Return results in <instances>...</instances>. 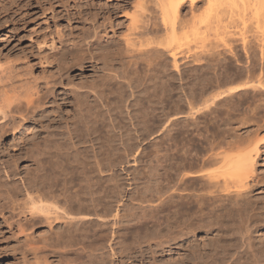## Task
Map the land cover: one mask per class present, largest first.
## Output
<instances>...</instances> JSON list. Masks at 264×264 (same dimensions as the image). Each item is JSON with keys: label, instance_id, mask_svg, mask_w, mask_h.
<instances>
[{"label": "bare ground", "instance_id": "6f19581e", "mask_svg": "<svg viewBox=\"0 0 264 264\" xmlns=\"http://www.w3.org/2000/svg\"><path fill=\"white\" fill-rule=\"evenodd\" d=\"M137 1V3H138V7H142V11H145V12H148V13H150L151 15H142V17L141 18H143V19H141L139 22H141V21H143L141 24V26L138 28V32H137V34H136V36H135V38H134V36H131V34H130V37L131 38H133V39H131V38H128V40L126 39V42L125 43H127L128 44V46H126L125 48H126V52H127V54L129 53L128 52V50H127V48L129 49V48H134V50L133 51H135V49H136V47H139V49H138V52L139 53H137V54H140L139 56L143 59V57L142 56H144V58H145V56H147V57H150V58H152V56H154L155 57V53H157V52H159V51H161L160 49L158 50V46H163L165 49H169V51L170 52H168V53H170L169 55H168V58H170V61H168V62H170L169 64L171 65V66H169V67H172L173 68V70H175V71H178V72H181V71H179L180 69H183L184 67H186L187 65H193L195 68H196V70H197V67L199 68L198 70H199V72H200V67H202V68H204V67H212V66H216L217 67V69H215V73H216V70H218V68L219 69H222V68H226V67H224V66H226V65H223V63H224V61L226 62V60H227V58L228 57H230L231 55H232V53L238 48V47H240L241 48V52H243L244 53V56H245V58L247 59H245L246 60V62L247 61H249L250 59H252L253 61H257V59H260V66L259 67H261L262 66V69L261 68H258V69H260L259 71H261V73H260V76H259V78L257 79L256 78V80H247V78H246V81H244V82H241V83H237V81H233L232 83H231V85H229V86H227V87H225L224 85L222 86V87H225V88H227L226 90L224 89V93H222L223 92V90H221V89H223V88H221L220 89V86L218 87L219 89H220V91H219V89L217 90L218 92H220L221 94H223V96L222 97H220L219 95V97L218 96H216L217 95V91H215V92H217L216 94H214L215 96H216V98H213V97H215V96H213L212 97V95H213V93H215V92H213L214 91V89L212 90V91H210V93L208 94V93H205V97H203V98H206V96H208V95H210V94H212V95H210V96H208V98H213V99H216L217 100V104H218V106H217V109H215L216 111L217 110H219L218 109V107L220 106V105H223V109L226 107V103L227 102H232V101H234L235 99H241V98H246L247 100H250V101H252L253 103H251L249 106H248V109H249V111L253 114V117H255L254 119H253V121L254 122H256V126H257V129L259 128V130L260 129H263L264 130V0H189V3H190V9L192 10V12L193 11H197V8L203 3V5L206 3V6H205V12H204V15L203 16H205V18L206 19H204V17H202L201 15V17H197V16H195L196 17V19L197 18H203L202 20H203V22L201 23V22H199V21H197L196 19H194V15L196 14V12H195V14L192 16V14H191V16L193 17H191L192 18V20H191V18H190V20L193 22H191L190 21V23H188L189 22V19H187L186 17H184V16H181L180 15V12H181V10H182V5H183V2H184V0L182 1V0H136ZM188 3V4H189ZM149 4H151L152 6H153V9L152 10H150V8H149ZM187 4V3H186ZM150 5V7H152ZM242 8H240V7ZM138 7H137V9H138ZM200 7H202V6H200ZM200 7L198 8V10L200 9ZM239 7V8H238ZM235 8H237L238 10H239V12L240 11H242V13H240V15H239V12H237L238 10L236 9L235 11L237 12V14H238V18H240V17H243V15L245 16V14H246V11H247V9L250 11V13L251 14H248V12H247V14L249 15V18L247 17V16H245V17H247L248 19H250V17L252 18V16L253 17H255V18H257L256 20H258V18H261L262 20V22H260V23H262V25L260 26V25H258V27L260 26L261 27V29L263 28V30L261 31V34H260V32H259V34L260 35H258V36H256V39L254 40V37L253 38H251V40L253 39L254 40V44L252 43V44H249V43H247L246 44V42H244V41H246V40H248L250 37H244L245 39H243V40H241L240 38L238 39L237 37H235V35H233L232 34V32H229V28H228V25L230 26L231 25V23L233 24V22H234V17H232V16H234V15H232L231 16V14L233 13V9H235ZM241 9V10H240ZM245 9V10H244ZM146 10H148V11H146ZM232 10V11H231ZM201 11V10H200ZM228 11H230V12H228ZM137 12V11H136ZM139 12V11H138ZM137 12V13H138ZM203 12V10L201 11V14H203L202 13ZM226 12L227 13H229L227 16H226V18L227 19H230V17H232V19H233V22H231V23H229L228 25L225 23V22H227L226 21V19H225V17H224V15H226ZM232 12V13H231ZM236 12H234L235 14H236ZM194 13V12H193ZM233 13V14H234ZM245 13V14H244ZM155 14V15H154ZM157 14V15H156ZM200 14V13H199ZM241 14H243L242 16H241ZM246 14V15H247ZM196 15H198V14H196ZM230 15V16H229ZM252 15V16H251ZM138 16V15H137ZM159 17V19H157L158 17ZM237 15H235V17H236ZM224 17V18H223ZM138 18L140 19V15L138 16ZM185 18L188 20V22L187 21H185ZM254 18V19H255ZM200 19V21H202ZM224 19H225V22H224ZM232 19H231V21H232ZM243 19H244V17H243ZM243 19H240V22H239V24L243 21ZM194 20H195V22L196 23H200V25H198V27L199 26H201V25H203V27H200V31L199 30H197L198 29V27H196L195 25V22H194ZM242 20V21H241ZM252 21H253V19H251ZM255 20V21H256ZM157 21H160L159 23H157ZM245 21V20H244ZM243 21V22H244ZM260 21V20H259ZM259 21H257V22H259ZM205 22V23H204ZM228 22H230V21H228ZM135 22L133 21V24H134ZM192 24L194 25V27H192ZM249 24V23H248ZM254 24H255V22H254ZM189 26H191L190 27V29H189ZM232 26H234V25H232ZM238 26V25H237ZM248 26V25H247ZM256 26H257V24H256ZM134 27H137V25L135 24L134 25ZM133 27V28H134ZM248 27H250V26H248ZM132 28V29H133ZM194 28H196L195 30H193ZM231 28H233V27H231ZM238 28V27H237ZM252 28H254L253 26H252ZM131 29V30H132ZM136 29V28H135ZM186 29V30H185ZM187 29H189L188 30V32H186L187 31ZM192 29V30H191ZM205 30L204 32L202 31V30ZM229 29V30H228ZM255 29V28H254ZM256 29H258L257 27H256ZM254 30V31H257V30ZM260 29V28H259ZM258 29V30H259ZM96 30V29H95ZM94 30V31H95ZM134 30V29H133ZM132 30V31H133ZM137 30V29H136ZM136 30H135V32H136ZM199 31L200 33H197V31ZM94 31H92L91 33L89 32V33H86V37H85V41H86V44H85V46H86V48H87V51L88 52H91V49H92V51H94V49H98V50H100V51H103L104 53H105V49L107 48L106 46H108V45H103L102 43H101V36H100V34L98 33V32H94ZM189 31H191V32H189ZM195 31V32H194ZM232 31V30H231ZM247 31V30H246ZM249 31V30H248ZM194 32V33H193ZM205 33L207 36V40H209V42L208 43H205L207 40H206V37H202V36H205V35H203V33ZM186 33H189V34H187V35H190V37H195V36H191V35H195L196 33L197 34H200L199 35V40H198V35L196 34V40H197V42H199L200 41V38H202V40L204 41V39H205V42H204V44H206V45H204V44H201V46H200V44L198 43V45H197V42H195V44L197 45V47L199 46L200 48L201 47H203L202 48V50L200 49H195V48H197L195 45H192V44H190V41L189 40H187L188 38V36L186 35ZM193 33V34H192ZM160 34V35H159ZM202 34V35H201ZM238 34V33H237ZM254 34H256V32L254 33ZM156 35H158V36H163V37H161L162 39L164 38L165 40H163V41H158V40H156V39H158V36H157V38L155 39L154 37L156 36ZM186 35V36H185ZM254 36V35H253ZM186 37V38H185ZM190 37H189V39H190ZM238 37H239V35H238ZM131 39V40H130ZM130 40V41H129ZM155 40V41H154ZM183 40H187L185 43H186V45L187 44H189L188 46H191V49H193L192 47H194L195 46V51L196 52H194V49H193V51L191 50V49H189V50H191V51H189L187 48H190V47H186V45L184 44V43H182V41ZM191 40V39H190ZM201 40V42H203ZM84 41V42H85ZM158 41V43H156ZM243 41V42H242ZM249 41V40H248ZM160 42V43H159ZM184 42V41H183ZM252 42V41H251ZM250 42V43H251ZM155 44H157V45H155ZM184 44V45H183ZM182 46H185L186 47V49H187V51L186 52H190V53H192L191 54V60L190 61H188V63H190V64H187V61H186V63H185V60H183V57L185 58V55L184 54H186L187 55V57H189L188 56V54L187 53H185V52H183L184 50V48L182 47ZM163 48V49H164ZM182 50H181V49ZM164 49V50H165ZM179 49L181 50V51H179ZM129 51H132V49H130ZM166 51V50H165ZM65 52V50L63 51V53ZM135 52H137V51H135ZM134 52V53H135ZM167 52V51H166ZM93 53V52H92ZM97 54V53H96ZM132 54V55H131ZM131 54H128V57L130 56L131 58L133 57L134 58V60L136 61V59L138 58L139 60H140V58H139V56L137 57V55L135 56L134 54H133V52H131ZM155 54V55H154ZM159 54V53H158ZM157 54V56L155 57L156 59L155 60H157V58L159 57V55L161 54V52H160V54L158 55ZM137 57L136 59H135V57ZM233 55H235V54H233ZM237 55V54H236ZM96 56V55H95ZM98 57V56H97ZM162 57V56H161ZM167 57V56H166ZM186 57V58H187ZM190 57H189V59H190ZM233 57V56H232ZM100 58V57H99ZM99 58H98V60H99ZM150 58H148V60H151ZM231 58V57H230ZM101 59V58H100ZM146 60H147V58H145ZM159 59V58H158ZM233 59V58H232ZM232 59H230V60H232ZM236 59V58H235ZM91 60H93V59H91ZM127 60L128 59H126V62H127ZM133 59H130V61H132ZM133 60V62H131V63H129L128 65L126 64V63H123L124 61H122L121 63H120V60H119V62L118 63H116V64H119L120 65V67H118V65H117V67H115V65H114V67L115 68H117V69H115L113 66H107V65H103V66H99L100 67V69L102 68V70L103 71H105L106 72V74H104V76H102L103 78V80L100 82V84H95V85H93V86H91L92 87V90L90 91V90H88V88H87V90L89 91H87V92H84V91H82L83 93H79V92H77V91H75L74 90V88H72L71 87V93H72V95L74 96V100H76V102L78 103L77 105H80V110H82L83 109V113H82V119L84 120L83 121V127H84V129L86 130H84L85 132H87V134H88V136H85V137H87V139H92L93 141H95L96 142V147L98 148V150L96 151V153H94V150H93V152L91 153V154H93L94 153V157H93V155H92V160H91V158L89 159L88 157H86V158H88L89 160H91V161H89L88 159V163L90 162H93V160L94 159H96V161H94L93 163H94V166H93V164H92V166H93V172H91L90 173V171H88V170H84L87 174H88V172H89V174L88 175H86V176H84L83 174L82 175H80V176H84L83 178H81V179H83V180H81L80 178L78 179L80 182H81V184L80 183H78V184H80V186L77 188V187H75V186H73L72 185V183L71 182H69L68 180H66V178H64L63 179V177H64V173L66 172V170H68L67 168L64 170V169H61V171L59 172V173H57V171L58 170H60V168L58 167L56 170V172H54V173H57L58 175H60V176H62L61 178H62V181L60 180V178H59V176H57L58 178H59V180H58V178H57V180L58 181H61L62 182V184L60 185V183H58V185L59 186H57L56 185V182L54 181V179H53V181H54V184H50V183H53V182H51L49 179H48V177H47V179H48V181H50V183H47L48 181L46 180V178L44 177V175L43 176H41L42 174H40V175H37V176H35L36 174H35V172L36 173H40V172H42V171H40V169H37V167L38 166H41L40 165V162H42L43 163V165H48V164H50V163H48L47 162V160L49 161V159H47V156H49V155H47L46 156V154H48V153H50V151L49 150H51L50 148L51 147H49V145L50 146H54V145H52V143L54 144V133H53V131L51 132V130H54V128H51L49 125H47L48 123H44L43 121H41V119L39 120V118H41L40 116H39V118H37V116L39 115V113H43V110H44V108H45V106L47 105V102L45 101L46 99V97L44 98V96H43V94L44 93H42V96H40L41 94H39V93H37V89H35V91H36V93H33V92H28L29 91V89L27 88V87H25L24 85H22V86H24L25 88H27L26 90H24V88H16L17 87V85H15L14 87H15V89H13V86H12V89H6L7 87H5V89H2L3 87L2 86H0V89H2V90H0V144H1V141H3V139H4V137L5 136H7V135H12V137L13 136H15L16 134H18V133H20L22 130H24V128L25 129H27V127H25V126H27V124H31V125H33V124H38V126H39V129L41 130L40 132L42 133L41 135H42V142H40L41 143V145H43L44 147H47L49 150H47V148L45 149L44 147L42 148L41 147V145H40V143L37 141V140H34V139H36V138H39V137H36L35 138V136H34V139H33V137H32V139H33V141H37L38 143H34L33 144V142L31 143L32 145H31V147H32V149L29 151V153L31 154V156L32 157H30V154L29 155H26V153H25V155H23L22 157H24L25 156V159H26V156L28 157H30L31 159L30 160H32V158L34 159L35 157V155L37 156V155H40V153H42V152H40L41 150H43L44 151V153H46V151H49V152H47L46 154H44V153H42V154H44L43 156H46L45 158L47 159L46 160V162L48 163V164H46V162H45V159H44V162L43 161H40L39 162V160H35V162H33V163H35V164H37L38 166L36 167V169L38 170V171H40V172H37V170L35 171V172H33L34 170H35V168L33 169V166H32V172L35 174V175H33V176H31L32 175V172H30L29 174H27V176H26V178L24 179V181H23V175H26V171H28V170H26L25 172L26 173H24L23 174V170L21 171H19V167H17L16 166V164L14 165V163L13 164H11L12 162H14V159H13V161L12 160H10L11 161V163H9V162H6L7 160L6 159H4V160H6L5 162H6V164H4V166L5 167H2L3 169H4V171H0V172H4L5 173V176H7V177H2V178H7L6 179V183L3 185V184H1L0 183V193H2V195H3V197H2V195H1V197L2 198H4L6 201L8 200L9 201V203L11 202V200L13 199H19L20 197L21 198H23V188H24V190H26V192H28L27 194H28V199L26 200L27 202L26 203H29V205L31 204V202L30 201H32V206L30 205V208L31 207H33V205H34V208H31V213L32 214H34L35 215V217L38 219V221H39V218L36 216V215H42V218H43V212L45 213V212H49V210L51 211H53V206H57L56 204H58V206L55 208L56 210H55V212L57 211V209H58V207L60 206V205H62L63 204V206L64 207H61V208H63L62 210L61 209H58V211H57V213H59V214H57V215H59V217H60V215L62 216L63 214H60V212H62V213H65L68 217H69V223L68 224H65V225H67V227L63 230V231H60V232H62L61 234H58V229L60 228H58L57 229V233H55L54 234V231H56L55 229H56V227L57 226H55L54 228V231H53V234L55 235V238H52V236H54L53 234L51 235V237L50 238H48V233H49V236H50V231L49 232H46L45 234L47 235V239H51V240H47V241H45L46 239H45V237H44V242L43 243H46V242H49V243H46L45 245L47 246L46 248H48V249H53L54 250V252H55V250L58 252V249H55V248H60V247H62V246H66V247H68L69 248V250H71V251H69V253L70 252H72V254L74 255L72 258H73V260H72V258H71V260H72V262H73V264H103L102 262H104L103 261V259H101V255H97V252H98V250H101V248H102V246H100L99 248L100 249H95L96 247L95 246H97V244H96V242L98 243V241L100 242V240H96L97 239V235H99L100 236V234H101V236L103 235V233H100V234H96L95 232H93L92 233V231H94L95 230V228H94V225L93 224H101L102 223V225L104 224V225H106V224H109V223H112V226H114L115 225V220L116 219H118V215L120 214L119 213V210L121 209V203H123L122 202V200H123V198L124 197H126V193L124 192V187H126L127 185H126V183L125 184H123L122 182H125V180L124 181H122V178H121V181H120V176H122V175H120V173L121 172H119V174L118 175H120L119 177H117V174L115 173V168H117V166L118 165H120V166H123L125 163L126 164H129L130 162H128V158H131L133 155L132 154H130V153H135V151H136V147L138 146V144H137V137H135L136 139H134V140H136V144H137V146L135 147L134 145V143L133 142H135L134 140H133V134L139 129V128H143V130H145L146 128H147V126H148V124H149V126H151V124H153V126H154V123L153 122H149L150 121V117H151V115L150 116H148V115H144L145 113H143V116L140 118V116H139V114H140V112H139V114H138V116H139V120H137L136 119V121L135 122H133L132 123V120L134 119V118H131V117H133V116H131L130 114H129V117H126L125 118V114L126 113H124L123 114V112H125V111H122V109L123 108H126L127 109V107L128 106H124L123 108H120V107H122V105L120 106L119 104H123V103H118V105L120 106V107H116V106H111L110 104H112L111 103V101L109 102V96L110 97H112V95H115L116 97H117V93L121 90V89H123V87L125 88L123 91L125 92V91H127L128 89H126V87H128V88H132V86L135 88L136 86H137V84L135 83V82H138V80L140 81V76H138V75H140L139 74V70H138V66L141 64V61H134ZM146 60H144V62L146 61ZM152 60H153V58H152ZM183 60V61H182ZM188 60V59H187ZM229 60V59H228ZM100 61V60H99ZM98 61V62H99ZM102 61H104V58L102 59ZM154 61V60H153ZM162 60H160V62H158V61H155V63H158V64H160V66L158 65V67L161 69V67L163 68V66H161V62ZM233 61V60H232ZM101 62V61H100ZM138 62V63H137ZM139 62H140V64H139ZM143 62V61H142ZM148 62V61H147ZM146 62V63H147ZM227 62H230V61H227ZM226 62V63H227ZM250 62V61H249ZM258 62V61H257ZM102 64L104 63V62H101ZM128 63V62H127ZM145 63V64H146ZM154 62H151L150 61V63L149 64H146V67H147V65H148V69H149V71L150 70H154V69H156L157 68V66L153 69H150L151 67H153L152 65H154L155 64ZM251 63V62H250ZM250 63H246L247 64V66L248 67H250L248 64H250ZM259 63L257 64V65H259ZM98 64V63H97ZM124 64H126L125 66H124ZM139 64V65H138ZM181 64H186V66H183V65H181ZM80 65H82V64H80ZM143 65V66H142ZM141 66L143 67V68H141V69H146V70H148L147 68H144L145 66H144V63L142 64ZM157 65V64H156ZM165 65V67H167L166 66V63L164 64ZM237 65V64H236ZM140 66V67H141ZM181 66H183V68H180ZM192 66V67H193ZM231 66V65H230ZM239 66V65H238ZM246 66V67H247ZM98 67V68H99ZM192 67H190V69L192 68ZM193 67V68H194ZM213 67V68H214ZM215 67V68H216ZM234 67H236V66H234ZM240 67V66H239ZM243 67V66H242ZM255 67V66H254ZM188 68V67H187ZM192 68V69H193ZM207 68H205V69H207ZM238 68V67H237ZM244 68V67H243ZM257 68V67H256ZM255 68V69H256ZM164 69V68H163ZM166 70H167V68H165ZM170 69V68H169ZM189 69V70H190ZM212 69V68H211ZM246 69V68H245ZM121 70V71H120ZM159 70V69H158ZM164 71V72H162V73H160V74H162V75H165V73L167 72V71ZM171 70V69H170ZM183 70H185V71H187L186 69H183ZM232 70V69H231ZM238 70V69H237ZM172 71V70H171ZM205 72H208L209 71V73H210V69H207V70H204ZM234 71H235V69H234ZM240 71H242V70H240ZM248 71V70H247ZM247 71H246V76H248V77H250L248 74H247ZM120 72V73H119ZM150 72H152V71H150ZM157 70H156V74H157ZM159 72H160V70H159ZM158 72V73H159ZM194 72V71H193ZM196 72L197 71H195V74H196ZM221 72L222 71H219V75H221ZM236 72V71H235ZM102 73H104V72H102ZM147 74H148V71L146 72ZM154 73H155V70H154ZM175 73V72H174ZM191 73H192V71L190 72V75H191ZM201 73V72H200ZM209 73H208V76H210L209 75ZM218 73V72H217ZM224 73V72H223ZM241 73V72H240ZM244 73V72H243ZM170 74V73H169ZM169 74H167V75H169ZM175 74H177L178 75V73L176 72ZM189 74V73H188ZM194 74V73H193ZM203 74H204V72H203ZM206 74V73H205ZM212 74H213V72H212ZM211 74V75H212ZM237 74H238V72H237ZM154 75V74H153ZM176 75V76H177ZM181 75V77L183 76V75H185V74H179V76ZM197 75V74H196ZM200 75V76H199ZM198 76L201 78V74H199ZM213 75H215V74H213ZM212 75V76H213ZM244 75V74H243ZM4 76V75H3ZM98 76V75H97ZM171 76H173V77H176V76H174V74L172 75V73H171ZM186 76H187V74H186ZM185 76V77H186ZM204 76V75H203ZM203 76H202V78H203ZM206 76V75H205ZM217 76V75H216ZM158 77H161V75H159ZM173 77H171L172 79H173ZM188 77V76H187ZM220 77V76H219ZM97 78V77H96ZM99 78V77H98ZM171 78H169V80L171 79ZM177 79H178V77H176ZM183 78V77H182ZM182 78L181 79H179L180 81L182 80ZM208 78V77H207ZM210 79H208V81L210 80L211 81V77H209ZM213 78L215 79V76H213ZM218 77H216V79H217ZM222 78V77H221ZM7 79H9V78H7ZM171 79V80H172ZM177 79L175 80V81H177ZM184 79V78H183ZM195 79V78H194ZM193 79V80H194ZM199 79V78H198ZM198 79H196V80H198ZM220 79V78H219ZM250 79V78H249ZM101 80V79H100ZM120 81L121 80V82H123L122 83V85H126V86H122L121 85V83L119 84V82H117L121 87H119V85L117 84V83H115V85L117 84L118 86L117 87H119V91L117 92L116 90V88L115 87H113V89L110 87V84L108 85V83H110V81H112L113 83L114 82H116V81ZM123 80V81H122ZM156 80V79H155ZM161 80V79H160ZM164 80V79H163ZM169 80L167 79V81L169 82ZM170 80V81H171ZM205 80V79H204ZM244 80V79H243ZM9 81H10V79H9ZM62 81H64V80H62ZM98 81V80H97ZM108 81V82H107ZM174 81V80H173ZM195 81V80H194ZM1 83H2V85H3V82L2 81H0ZM7 82H8V80H7ZM65 82V81H64ZM140 82H144V81H140ZM163 82V81H162ZM172 82V81H171ZM182 82H184L183 80H182ZM181 82V83H182ZM201 82V81H200ZM204 82V81H203ZM207 82V81H206ZM9 83H11V81L9 82ZM8 83V84H9ZM99 83V82H98ZM107 83V84H106ZM163 83H165L166 84V82H163ZM186 82H184V84H185ZM213 82H211V84H212ZM217 82H215V84H216ZM20 84V83H19ZM57 84H58V82H57ZM61 86H64L63 84H61V83H59ZM58 84V85H59ZM133 84H135V85H133ZM138 84H139V82H138ZM164 84V85H165ZM177 84V83H176ZM189 84V83H188ZM194 84V83H193ZM209 84H210V82H209ZM218 84V83H217ZM216 84V85H217ZM222 84V83H221ZM224 84V83H223ZM226 84V83H225ZM228 84V83H227ZM226 84V85H227ZM1 85V84H0ZM6 85V84H5ZM112 85V84H111ZM114 85V84H113ZM168 85H170L171 87H170V89L172 88V86H173V84L171 85V84H169L168 83ZM181 85V84H180ZM19 86V85H18ZM21 85L19 86V87H22ZM66 87L68 86V84L67 85H65ZM148 86V84H146V86H145V84H143V87L145 88V87H147ZM155 86V85H154ZM154 86H151V87H154ZM161 86V85H160ZM174 86H175V84H174ZM178 86V88H177V91L178 90H180L179 92H181L182 93V91H183V89H180V87H179V85H176V87ZM185 86V85H184ZM189 86H191V85H189ZM207 86V85H206ZM213 86V85H212ZM212 86H211V88H212ZM215 86V85H214ZM2 87V88H1ZM90 87V86H89ZM139 87H141V85H139ZM138 87V88H139ZM142 87V88H143ZM156 87H158V85H156ZM156 87H154V88H156ZM175 87V88H176ZM182 87V86H181ZM192 87V86H191ZM199 87V86H198ZM208 87H210V85L208 86ZM207 87V89H209ZM65 88V87H64ZM82 88V90H84V88L83 87H81ZM86 88V87H85ZM115 88V89H114ZM121 88V89H120ZM133 88V89H134ZM137 88V87H136ZM135 88V89H136ZM162 88V87H161ZM164 88H165V90H166V88H167V85L165 86V87H163L162 89L164 90ZM174 88V87H173ZM172 88V89H173ZM174 88V89H175ZM195 88H197V87H195ZM204 88V90L206 91V89H205V87H203ZM210 88V89H211ZM213 88H215V89H217L216 87H213ZM54 89V87L51 89V90H53ZM78 89H80V88H78ZM147 88H145V90H146ZM150 89V88H149ZM152 89V88H151ZM161 89V90H162ZM169 89V88H168ZM170 89H169V91H170ZM209 89V90H210ZM48 90V89H47ZM86 90V89H85ZM130 90V89H129ZM129 90H128V93L131 95V97H134V96H132V95H134L133 94V91L134 92H136L135 90H130V91H132V93L131 92H129ZM142 91H144V89H141ZM154 90H156V89H154ZM176 90V89H175ZM184 90H185V88H184ZM193 90V89H192ZM208 90V91H209ZM50 91V90H49ZM48 91V92H49ZM54 91V90H53ZM79 91V90H78ZM138 91H140V90H138ZM137 91V92H138ZM148 91H152V90H147V91H144V95H145V92H147V94H149L150 95V92L148 93ZM167 91V90H166ZM174 91V90H173ZM207 91V92H208ZM123 92V93H124ZM163 92H165V91H163ZM168 92V91H167ZM176 91H174V92H172L173 94L175 93ZM186 92L188 93V92H191V90L189 91V88H188V91L186 90ZM196 92V91H195ZM213 92V93H212ZM49 93H51V92H49ZM48 93V94H49ZM116 93V94H115ZM121 91H120V93H118V94H123ZM128 93H124V94H126V96H127V94ZM158 93V92H157ZM160 93H162V91H160ZM160 93H159V95H160ZM166 93V92H165ZM181 93H180V96H181ZM185 93V91L182 93V95ZM187 93H185V94H187ZM192 93V92H191ZM204 93V92H203ZM203 93H201V95L203 94ZM219 93V94H220ZM45 94H47V93H45ZM44 94V95H45ZM139 94V95H138ZM137 95L138 96H140V94L141 93H138ZM167 94V93H166ZM165 94V95H166ZM171 94V93H170ZM177 94V93H176ZM184 94V96H185V99L186 100H188L187 98H186V96H189V94L188 95H185ZM193 94V93H192ZM192 94H191V96H192ZM207 94V95H206ZM53 95V94H52ZM71 95V96H72ZM120 95H118L119 97H117V99H119V100H121L122 98V95L120 96ZM136 95V94H135ZM142 95H143V92H142ZM141 95V96H142ZM143 95V96H144ZM149 95H147V96H149ZM164 95V94H163ZM162 94L160 95V96H163ZM168 95V94H167ZM197 95V94H196ZM200 94L199 95H197V96H201ZM48 96V95H47ZM125 96V95H124ZM123 96V97H124ZM140 96V97H141ZM142 96V97H143ZM155 96V95H154ZM153 96V94H152V97H150V98H153L154 97ZM174 96V95H173ZM177 96H178V94H177ZM176 96V97H177ZM179 96V97H180ZM190 96V97H191ZM194 96V95H193ZM191 97V99L190 100H188V101H186V102H188V104L191 102V100L194 98V97ZM114 97V96H113ZM139 97V98H140ZM155 97H157V99L159 98V100H164L163 99V97H158V94H157V96H155ZM154 97V98H155ZM171 97V99L167 96V101H169V100H171V101H173V98H176L175 96L172 98V95L170 96ZM183 97V96H182ZM181 97V98H182ZM44 98V99H43ZM91 98H92V100H91ZM125 98H128V97H125ZM125 98H124V100H125ZM144 98V97H143ZM148 98V97H147ZM146 98V99H147ZM149 98V99H150ZM160 98H162V99H160ZM166 98V97H165ZM178 98V97H177ZM196 98V97H195ZM203 98H201V102H202V100H203ZM112 99V98H111ZM145 99V100H146ZM149 99H148V101H149ZM156 99V98H155ZM155 99H153V100H155ZM184 99V100H185ZM207 99V98H206ZM206 99H204L203 101L204 102H206L205 100ZM89 100V101H88ZM123 100V101H124ZM134 100V99H133ZM152 100V101H153ZM158 100V101H159ZM176 100H179V99H176ZM176 100L175 101H173V102H175L176 103ZM183 99H182V101H183V105L180 107V110H182L181 108L183 107H185V105H184V101ZM216 100H215V102H214V106H213V108H215L216 106H215V103H216ZM136 101V100H135ZM147 101V102H148ZM151 101V102H152ZM165 101V100H164ZM167 101L165 102V103H167ZM171 101H169L170 103H171V105H172V103L173 102H171ZM190 101V102H189ZM209 101V99H207V102ZM213 101L214 100H211V104L213 103ZM85 102L86 103H89V104H85ZM122 102V101H121ZM134 102V101H133ZM137 102V101H136ZM179 102H180V100H179ZM179 102H177V103H179ZM203 102V103H204ZM206 102V103H207ZM223 102H226V103H224L223 104ZM160 103V102H159ZM158 103V104H159ZM162 103V102H161ZM160 103V104H161ZM165 103L163 104L162 103V105H165ZM206 103L204 104L205 106L204 107H206V108H203V104H200L201 105V108L204 110V112H203V110H201V112H203L204 114H205V116H202L201 114H200V109L199 110H196L197 109V107L195 108V106H194V104L192 103L191 104V106L193 107H190L191 108V110L192 111H194V109H195V113H194V115L196 114V113H198V115L200 114V116H201V118L203 117L204 118V120H205V117H206V114H207V112H206V110H209V108L206 106ZM209 103H210V101H209ZM209 103H207V105H211V104H209ZM49 104V103H48ZM84 104V105H83ZM135 104V103H134ZM149 104V103H148ZM152 105H155L156 104V102H155V104L152 102L151 103ZM150 104V105H151ZM160 104H159V106H160ZM179 104H182V103H179ZM188 104H187V106H188ZM76 105V106H77ZM83 105V106H82ZM115 105V104H114ZM124 105V104H123ZM139 105V104H138ZM143 105H145V104H143ZM149 105V106H150ZM157 105V104H156ZM168 105H170V104H168ZM199 105V104H198ZM85 106V107H84ZM130 106V105H129ZM135 107H136V105H134ZM140 106L141 105H139V107H134L135 108V110L137 109V108H140ZM147 106V105H146ZM149 106H147V107H149ZM158 106V105H157ZM156 106V107H157ZM173 106V105H172ZM175 106V105H174ZM173 106V108H174V110H175V107ZM178 106V105H177ZM186 106V107H187ZM190 106V105H189ZM189 106H188V108H189ZM229 106V105H228ZM78 108H79V106H77ZM82 107H84V108H82ZM147 107H145V109L144 110H146V109H148ZM151 107H153V106H151ZM162 107V106H161ZM165 107H166V105H165ZM130 108V107H129ZM128 108V110H130ZM132 108V107H131ZM158 108H160V107H158ZM163 108H164V106H163ZM167 108V107H166ZM166 108H164V109H166ZM171 108V107H170ZM169 108V109H170ZM176 108H178V107H176ZM190 108H189V110H190ZM199 108H200V106H199ZM220 108V107H219ZM226 108H229V107H226ZM119 109V110H118ZM121 109V110H120ZM149 109H150V107H149ZM148 109V110H149ZM151 109H154V108H151ZM156 109V108H155ZM184 109H187V108H184ZM206 109V110H205ZM211 109H212V107H211ZM211 109H210V113H212L213 114V112L215 111H212L211 112ZM222 109V110H223ZM230 109V108H229ZM235 109V108H234ZM240 109V108H239ZM124 110V109H123ZM160 110H162V109H160ZM177 110V109H176ZM179 110V111H180ZM188 111V109H187V113H190V114H185L186 112H184L183 110V112L184 113H182V111H181V114H174V115H172V117H169V116H171V114H168V116H167V114H166V116L167 117H169V118H167V120L165 121L163 118H165V117H163V115H162V117H161V115H160V117H161V119H163L164 121H165V125H163L164 126V128L162 129V124H158V123H162L163 121L161 120V121H159L160 119V117L157 119L159 122L157 123L156 122V117L154 118L153 116L154 115H152V118L153 119H155L154 121H155V125L156 126H158V125H161V128L160 129H162L163 131H164V138H165V140L167 141V145H164L163 144V146H166L165 147V149L163 148V147H161L162 148V150H158V149H161V148H157V147H160L159 146V144L162 146V140L166 143V141L162 138V140L159 142V144H158V146H156V148L157 149H155L156 151H162V153L160 152H156V151H154V150H152V151H154L155 153H157L156 154V156L154 155L153 157L155 158V157H157L156 159H158V161H157V165L152 169V167H153V165L151 166V168H149V166H148V168L149 169H152L153 171H150V174H152L153 172V174H154V177H152V178H150L151 176H148L147 175V179L145 180V179H143L144 181H142L141 179H139V177H138V179H139V181H142V182H144V183H142V182H140V183H142L139 187H135V189H136V191H135V194H133L132 193V195H130L131 197H130V201H129V198L127 199L128 201H129V203H126V205H125V208L126 209H124V215H128L129 217H130V219H132V221H136V220H143V225H147V227L145 228H143L144 230L143 231H145V229H146V233L145 232H143L144 233V237H141L140 239H142V241H143V239H145V243H148V244H146V245H148V251H152V249H154V247H153V245L152 244H154L155 245V248L156 247H160L161 249H163V246L165 245V247L168 245V244H171V243H175L177 240H181L182 238H184V237H187V236H189V235H194L195 236V234H194V232L195 231H201V232H203V233H205L206 235H212V234H215L212 238L211 237H209V236H206V237H209V248L208 249H206L205 251L203 250V252H202V255H201V253H200V256H197L196 257V255L195 254H197V252H195L196 250H198L199 249V247H197V249L193 252V253H188L187 254V264H264V245H262V246H256V244H255V240H254V234L256 233V232H258V230H259V228H262V226H264V199L263 200H261V201H259V200H257V199H254V195H253V193H254V189L256 188V186L257 185H263L264 184V181L263 180H259V181H256V179H254V174H255V170H256V158L258 157V155H259V143H260V141H258V139H257V141H256V138L258 137V136H260V135H258V134H256L257 133V131H254L251 135H250V138L248 139V141H245V142H242V143H240V145H239V141H237V142H231L230 144H228L227 143V141H225V144L227 143V149L226 150H223V151H221L222 149H224V146H225V148H226V145L225 144H223L222 143V145H220V144H217V145H219V146H221V147H223L222 149H221V147H219V146H217V145H215L216 143H218L217 142V138H214V140H216V143L214 142V140L213 141H211V137L213 136L212 135V133H211V131L210 132H208V134H210V137H209V135L208 134H205L209 129V127L212 125V124H210L208 127L206 126L208 123H210V122H208L210 119H209V117L211 118V114L208 116V120H207V123H206V125H205V127H203L204 125H202V127L204 128V130L206 131V129H208L205 133H204V131H203V133L205 134V135H207V137H209L208 139H210L209 141V143H208V140L206 141L209 145H207V146H210L211 144L210 143H214V146H215V149H217V148H220V149H218L217 151H219V152H217L214 148H212V150L211 151H213V149H214V151L213 152H209L208 150V152L206 151V149H204V151H201V154H200V156H198V151H197V147L196 146H194V145H196V142H194L193 144V146H194V149L192 148L193 146H192V143H191V148L190 147H188V146H185L186 145V143L187 142H185L186 140H185V134H188V133H185L186 132V130H187V128H186V130H185V132H184V130H183V128L184 127H186V126H192V127H195V130H197V128H198V123H199V121L201 120V119H199V121L196 119V118H194V120H192V118H193V115H192V111ZM213 110V109H212ZM222 110H220V112L222 111ZM226 110V109H225ZM225 110H224V112L223 113H225ZM231 110V109H230ZM45 111V110H44ZM133 111V110H132ZM141 111L143 112V110L141 109ZM154 111V110H153ZM153 111H151L150 110V113L151 114H153ZM155 111H157V109L155 110ZM154 111V113H156ZM159 111V110H158ZM164 111H166V110H164ZM169 111H171V110H169ZM178 111V112H179ZM227 111V110H226ZM229 111V110H228ZM228 111L226 112V113H228ZM135 112V111H134ZM146 112V114H148L149 112H147V111H145ZM175 111H173V113H174ZM219 112V111H218ZM218 112H214L215 114H216V116H219V113ZM232 112V111H231ZM129 113V112H128ZM158 113H160V111L158 112ZM172 113V114H173ZM180 113V112H179ZM202 113V114H203ZM239 113V112H238ZM244 113V112H243ZM132 115L134 114V113H131ZM135 114H136V112H135ZM135 114H134V116H135ZM208 114H209V112H208ZM215 114H214V117H216L215 116ZM218 114V115H217ZM230 114V113H229ZM229 114H222V115H226L225 116V118L226 117H228V118H226L227 119V121H228V119H230V117H229ZM42 115V114H41ZM81 115V114H80ZM125 115V116H124ZM157 115H159V114H157ZM191 115H192V118H190L191 117ZM221 115V114H220ZM235 115H237V113L235 114ZM239 115V114H238ZM237 115V116H238ZM243 115V114H242ZM127 116H128V114H127ZM232 116V115H231ZM234 116V115H233ZM232 116V117H233ZM240 116V115H239ZM136 117H137V114H136ZM213 117V116H212ZM223 116H219L218 118H222ZM151 118V120L153 121V119ZM202 118V119H203ZM217 118V117H216ZM213 119V118H211L212 120H217V119ZM225 118H222V120L223 119H225ZM238 118V117H237ZM240 118H241V116H240ZM239 118V119H240ZM244 118V117H243ZM127 119L129 120V121H127ZM233 119V118H232ZM232 119H230V122L232 121ZM235 119V118H234ZM42 120H44V117H43V119ZM135 120V119H134ZM222 120H219V121H222ZM237 120V119H236ZM250 119H248V121H249ZM138 121V122H137ZM196 121H198V123L196 122ZM206 121V120H205ZM226 121V120H225ZM224 121V122H225ZM226 121V122H227ZM238 122H239V120H237ZM246 121V120H245ZM131 122V123H130ZM136 122H137V124H136ZM201 122H203V120L201 121ZM200 122V123H201ZM214 122V121H213ZM224 122H222L223 124H224ZM225 122V123H226ZM233 122H234V120H233ZM232 122V123H233ZM197 123V124H196ZM204 123V122H203ZM212 123V122H211ZM215 123V122H214ZM213 123V124H214ZM217 124H218V120H217V122H216ZM244 123V122H243ZM158 124V125H157ZM190 124V125H189ZM202 124V123H201ZM217 124H215V127H214V129L216 128V125ZM221 123H219V125H220ZM228 124H229V121H228ZM196 125H197V127H196ZM239 125V124H238ZM252 126H253V124H251ZM153 126H151L152 128H153ZM201 126V125H200ZM199 126V127H200ZM214 126V125H213ZM213 126H212V128H213ZM227 126V125H226ZM225 126V127H226ZM234 126V125H233ZM236 126V125H235ZM249 126V125H248ZM36 127V126H35ZM155 127V126H154ZM190 127H188V129L190 128ZM201 127V128H202ZM207 127V128H206ZM218 127H223V126H218ZM217 127V128H218ZM227 127H231V128H233L230 124H229V126H227ZM242 127V126H241ZM246 127V126H245ZM29 128H30V126H29ZM151 128V129H152ZM158 128V131L160 130L159 129V127H157ZM157 128H153V130H155V129H157ZM201 128H199V129H201ZM202 128V129H203ZM211 128V127H210ZM216 128V129H217ZM224 128V127H223ZM223 128H221V129H223ZM231 128H230V130H231ZM235 129H236V127H234ZM233 128V129H234ZM237 128H239V127H237ZM38 129V130H39ZM69 129V128H68ZM148 129H149V127H148ZM147 129V130H148ZM191 129H193V128H191ZM197 130L196 131V133L198 132H200V130ZM213 129V131H216V129L214 130ZM225 129L226 128H224L222 131L224 132L225 131ZM234 129V130H235ZM256 129V130H257ZM194 130V129H193ZM194 130V131H195ZM218 130H220V128H218ZM226 130H228V129H226ZM233 130V131H234ZM239 130V129H238ZM71 131H72V129H71ZM187 131H191L190 129L189 130H187ZM221 131V130H220ZM221 131V132H222ZM247 131V130H246ZM24 132V131H23ZM27 132L29 133V130H27ZM55 133H57L56 131H54ZM63 132V131H62ZM77 132V131H76ZM76 132H75V134H76ZM84 132V134L85 135H87L86 133ZM150 133L151 131H145V133ZM153 132V131H152ZM156 132V131H155ZM155 132H154V135H155ZM222 132V133H223ZM232 132V131H231ZM250 132V131H249ZM26 133V132H25ZM64 133H67L66 131L64 132ZM138 133H139V131H138ZM140 133H142V130H141V132ZM139 133V134H140ZM143 133H144V131H143ZM147 133H146V135H147ZM156 133H159V132H156ZM191 133V132H190ZM195 133V134H196ZM70 135H71V132L69 133ZM73 134V133H72ZM74 134V135H75ZM83 134V135H84ZM137 134V133H136ZM135 134V135H136ZM138 134V135H139ZM161 134V133H160ZM194 133H192V137H193V135L194 136H196ZM213 134H217V133H213ZM224 134H226V131L224 132ZM224 134H223V136L222 137H224ZM241 134V133H240ZM19 135H21V134H19ZM61 135H63V134H61ZM65 135H67V134H65ZM69 135V136H70ZM77 135H78V133H77ZM83 135L81 136V139L83 138L84 140H85V137H83ZM137 135V136H138ZM146 135H144L145 137H146ZM149 135V134H148ZM147 135V136H148ZM150 135H153V134H150ZM150 135H149V137H150ZM153 135V136H154ZM199 135V134H198ZM202 137H203V134H200ZM199 135V136H200ZM205 135H204V137H205ZM212 135V136H211ZM218 136H220L221 135V133H219V134H217ZM216 135V137H218ZM227 135V134H226ZM243 135V134H242ZM258 135V136H257ZM56 136V135H55ZM58 136H60L59 135V133H58ZM58 136H56V139H57V141H58ZM158 136V135H157ZM160 136H162V135H160ZM189 136V135H188ZM191 136V135H190ZM199 136H197V137H199ZM240 136V135H239ZM58 137V138H57ZM62 137V136H61ZM66 136H64V138H65ZM73 137H75V136H73ZM77 137H79V135L77 136ZM88 137H90V138H88ZM141 137L142 138H144V140H145V137H143V135H141ZM187 137V136H186ZM196 137V138H197ZM207 137H205L206 139H207ZM214 137H215V135H214ZM221 137V136H220ZM264 137V136H263ZM63 138V137H62ZM80 138V137H79ZM141 138V140H143ZM148 138V137H147ZM147 138H146V140L145 141H148L147 140ZM152 138V137H151ZM150 138V139H151ZM160 137H158L157 139H159ZM195 138V139H196ZM199 138H201V137H199ZM202 139L203 141H205L206 139ZM219 138V137H218ZM225 138V137H224ZM223 138V139H224ZM227 138H229V135H228V137ZM226 138V139H227ZM262 138V137H261ZM61 139V138H60ZM68 139H71V137L70 138H68ZM149 139V140H150ZM156 139V138H155ZM192 139V138H191ZM220 139V138H219ZM40 140V139H39ZM63 139H61V141H62ZM75 140L78 142V140L79 139H76L75 138ZM139 140H140V138H139ZM144 140H143V142H144ZM153 140L154 139H152V143H153ZM192 140H194V137H193V139ZM191 140V141H192ZM198 140V139H197ZM201 140V141H202ZM30 142H31V140H29ZM41 141V140H40ZM60 141V140H59ZM66 140H64V142H65ZM68 141H70L69 143H71V142H74V140L72 139V141L71 140H68ZM89 141V140H88ZM132 141V142H131ZM151 141V140H150ZM190 141V139H188V142ZM190 141V142H191ZM195 141V140H194ZM200 140L197 142V143H201L202 144V142H201ZM30 142H29V144H30ZM64 142H62L63 143V145H65L64 144ZM80 142L81 141H79L78 142V145L79 146H83V145H85L86 143L87 144H89L90 145V143H88V142H83V145H82V143H81V145H80ZM90 142V141H89ZM141 142V141H140ZM190 142L188 143V144H190ZM193 142V141H192ZM206 142H204L203 144H207ZM3 143V142H2ZM59 142H56L55 143V145L58 147L59 146V148L58 149H60V147L62 146V148L64 147L63 145H62V143L60 142L59 144H58ZM76 143V142H75ZM94 143V142H93ZM133 143V144H132ZM145 143V142H144ZM156 143H158L157 142V140H156V142H155V145H156ZM219 143H220V141H219ZM142 144V143H141ZM140 144V145H141ZM147 144V143H146ZM66 145H68V144H66ZM65 145V146H66ZM74 145V143L72 144V145H68V147L70 146V147H72ZM77 145V147H79ZM91 145H92V143H91ZM90 145V146H91ZM143 145V144H142ZM154 145V146H155ZM200 145V144H199ZM1 146H3V145H1ZM87 146V145H86ZM89 146V147H90ZM133 146L136 148V149H134L133 148ZM153 145H152V148H155ZM200 146H202V145H200ZM199 146V147H200ZM206 145H204V147H205ZM206 146V147H207ZM212 146V145H211ZM210 146V147H211ZM216 146H217V148H216ZM247 147V150L245 149L244 151H242V149H244V148H241V147ZM40 147L42 148L41 150H40ZM57 147H52V149H54V148H56V152L58 153V149H57ZM69 147V148H70ZM77 147H75V148H77ZM83 147H85V146H83ZM92 148H95L94 146H91ZM141 147V146H140ZM203 147V146H202ZM209 147V150L211 149ZM213 147V146H212ZM229 147V148H228ZM248 147H251L250 148V150H248ZM69 148H66V147H64L63 149H69ZM88 148V147H87ZM87 148H86V150H87ZM91 148V149H92ZM121 148L123 149L122 151L124 152H122L121 151ZM195 148H197V149H195ZM241 148V149H240ZM25 149V148H24ZM63 149H61V151H60V153H61V156H63L62 155V150ZM79 149H80V147H79ZM78 149V150H79ZM134 149V150H133ZM141 149V148H140ZM146 149V148H145ZM199 149H201V147L199 148ZM1 150V149H0ZM46 150V151H45ZM72 150H73V147H72ZM78 150H77V152H78ZM84 150V149H83ZM83 150H81V151H83ZM89 150H90V148H89ZM89 150H87V151H89ZM138 150H139V147H138ZM165 150V151H164ZM193 150H195V151H197V159H199L198 161V163H200V167L201 168H199V166H197L198 167V169H200V171L194 166V164L192 163V162H190V160L192 161V158H191V156H193L194 155V153H193V155H192V151ZM203 150V149H202ZM236 150H238V152H237V154H236V152L235 151ZM3 150H1L0 152H2ZM26 151V150H25ZM53 150H51V152H52ZM64 151V150H63ZM76 151V150H75ZM74 151V152H75ZM81 151H79V152H81ZM87 151H85L86 152V156H87V154H88V152ZM134 151V152H133ZM141 151V150H140ZM139 151V152H140ZM152 151H151V153L150 154H152ZM164 151V152H163ZM234 151V153H232ZM250 151V152H249ZM66 152H70L69 150L68 151H66L65 150V154H66ZM78 152V155H80L81 153H79ZM90 152V151H89ZM137 152L138 151H136V154H135V156L136 155H138L137 154ZM203 152V153H202ZM247 152V153H246ZM28 153V152H27ZM37 153V154H36ZM59 153V154H60ZM84 153V152H83ZM127 153H128V155L130 154V155H132L131 157H129L128 155H127ZM146 153V152H145ZM1 154V153H0ZM3 154V153H2ZM2 154H1V156H2ZM42 154H41V156H42ZM52 154H54V152L52 153ZM52 154H51V156H49V158L50 159H52ZM69 154V153H68ZM67 154V155H68ZM72 154V153H71ZM74 154V153H73ZM91 154H89V155H91ZM141 155L142 154H144V150H143V153L141 152L140 153ZM158 154H162V157L160 156V157H158L159 155ZM75 155V154H74ZM74 155H68V157L69 156H72V157H70V159H69V161L71 162V165H65V163H67L68 161V159L66 160L67 162H64V168L65 167H67V166H70L71 167V170L72 171H75V172H77V170H79L78 168V163H77V167L75 166L76 164H74V163H76L77 161H76V158H73V157H76V156H78V155H76V156H74ZM81 155H83V154H81ZM145 155V154H144ZM143 155V156H144ZM195 155V156H196ZM4 156V155H3ZM41 156H39V157H41ZM43 156L41 157V158H43ZM54 156H56V154L54 155ZM53 156V157H54ZM57 156H58V154H57ZM65 156V155H64ZM139 156V155H138ZM138 156H136V157H138ZM7 157V156H6ZM22 157H19V159L21 158L22 159ZM38 157V156H37ZM59 157V156H58ZM82 157V156H81ZM81 157H79L78 156V158H81ZM85 157V156H84ZM135 157V158H136ZM142 157V156H141ZM141 157H138V158H140L141 159ZM149 157V156H148ZM40 158V159H41ZM63 158L64 157H61V158H59V159H61V160H63ZM66 158H67V156H66ZM65 158V159H66ZM71 158H73V160L75 161V162H73V164H74V166H75V168H77V170H73L74 168L72 167V161H71ZM77 158V159H78ZM94 158V159H93ZM138 158H136V159H138ZM147 158V157H146ZM145 158V159H146ZM152 158V157H151ZM3 159V158H2ZM18 159V158H17ZM18 159V160H19ZM20 159V160H21ZM59 159H58V161H59ZM64 159V160H65ZM82 159H83V157H82ZM82 159H79L80 161L82 160ZM85 159V158H84ZM132 159H134L133 157H132ZM143 159V158H142ZM149 159H150V157H149ZM156 159H154V161L156 160ZM9 160V159H8ZM86 159H85V161H87ZM127 160V161H126ZM135 160V159H134ZM3 161V160H2ZM25 161V160H24ZM85 161H81V162H85ZM133 161V160H132ZM131 161V162H132ZM140 161L141 160H139V161H137L136 163H140ZM144 160H142L141 162H143ZM149 161H153V160H149ZM4 162V161H3ZM4 162V163H5ZM17 162V161H16ZM51 163H52V161H50ZM61 162V161H60ZM146 162V161H145ZM151 162H149V164H152ZM23 163H25V162H23ZM31 163V162H30ZM61 163H63V162H61ZM133 163V162H132ZM134 163H135V161H134ZM148 163V162H147ZM156 163V162H155ZM193 164V166H192V164ZM2 163H0V165H1ZM68 164V163H67ZM126 164H125V166H126ZM153 164H154V162H153ZM191 164V165H190ZM3 165V164H2ZM17 165H18V163H17ZM59 165H62V164H60V163H58V165H55V164H53V165H50V167L52 166V168H53V166H59ZM84 165H86V164H84ZM89 165H91V164H88L87 165V167L89 166ZM134 165V164H133ZM27 166V165H26ZM36 166V165H35ZM91 166V167H92ZM124 166V167H125ZM128 166V165H127ZM138 166H139V164H138ZM190 166H192V168H190ZM28 167V166H27ZM27 167H25V168H27ZM29 167H31V166H29ZM60 167H62V166H60ZM86 167V166H85ZM91 167H90V169H91ZM208 167V168H207ZM1 168V167H0ZM40 168V167H39ZM63 168V167H62ZM69 168V167H68ZM73 168V169H72ZM119 168V167H118ZM135 168V167H134ZM136 168H137V164H136ZM146 168V167H145ZM189 168V169H188ZM203 168H207V169H209V170H203ZM22 169V168H21ZM140 169V168H139ZM190 169L191 170H193V172L192 171H190ZM194 169H196L195 170V172H194ZM202 169V170H201ZM138 170V169H137ZM146 170V169H145ZM72 171H70V173L72 172ZM80 171H82V170H79V174H80ZM83 171V172H84ZM88 171V172H87ZM123 171V170H122ZM125 171H127L126 172V174L127 173H129V174H131L130 175V177L131 176H133L134 174L133 173H130V171H129V169L127 170V167H126V170ZM124 171V172H125ZM132 171H134L133 169H132ZM139 171V170H138ZM67 172H69V171H67ZM74 172V173H75ZM117 172V171H116ZM136 172V171H135ZM43 173V172H42ZM45 173V172H44ZM69 173V174H70ZM73 173V172H72ZM78 173V172H77ZM82 173V172H81ZM108 174V175H105V174ZM123 173V172H122ZM137 173V172H136ZM136 173H135V175H136ZM3 174V173H2ZM31 174V175H30ZM103 174L105 175V176H103ZM125 174V173H124ZM125 174V175H126ZM133 174V175H132ZM1 175V174H0ZM4 175V174H3ZM49 175V174H48ZM73 175V174H72ZM72 175H71V178H75V176L77 177V175L75 174V176L73 175V177H72ZM141 174L139 173V176H140ZM145 175H146V173H145ZM52 176V175H51ZM137 176H138V174H137ZM153 176V175H152ZM18 178L19 177V180H17V179H15V178ZM55 176H52V178H54ZM123 177V176H122ZM149 177V178H148ZM52 178H50V179H52ZM67 178L68 179H71L70 177H68L67 176ZM73 178V179H74ZM78 178V177H77ZM124 178V177H123ZM134 179L136 178V176H134L133 177ZM132 178V179H133ZM144 178V177H143ZM5 179H3V181L5 180ZM76 179V178H75ZM131 179V180H132ZM133 179V180H134ZM55 180H56V177H55ZM132 180V181H133ZM73 181V180H72ZM136 181H137V179H136ZM135 181V182H136ZM0 182H2V180L0 179ZM74 182V181H73ZM134 182V181H133ZM133 182H131V183H133ZM134 182V183H135ZM2 183H4V182H2ZM75 183H76V181H75ZM130 183V184H131ZM137 183H139L138 181H137ZM136 183V184H137ZM129 185V184H128ZM134 185V184H133ZM124 186V187H123ZM137 186V185H136ZM61 187V188H60ZM131 188H132V186H131ZM130 188V189H131ZM134 188V187H133ZM132 188V189H133ZM126 189H127V187H126ZM125 189V190H126ZM129 189V188H128ZM129 189V190H130ZM134 189V190H135ZM29 191H31V192H33L32 194H38L37 195V197L36 198H33V196L30 194L31 192H29ZM133 191V190H132ZM25 191H24V194L26 193ZM129 193H130V191H129ZM26 194V195H27ZM34 194V195H35ZM128 195V196H129ZM32 196V197H31ZM0 197V199H2ZM24 197H26V196H24ZM31 200H30V199ZM26 199V198H25ZM51 199V202L49 201ZM4 200V201H5ZM16 200V201H17ZM20 200V199H19ZM45 200H48V202L46 201L45 202ZM52 200L53 201H55V200H57V202H53V204H51L52 203ZM3 201V200H2ZM1 201V203H2V206H3V203H5V202H2ZM16 201L14 202V205L16 204ZM29 201V202H28ZM13 202V201H12ZM10 203V205L8 204V203H5L4 205H6V204H8L7 206L9 207V206H11V204H13V203ZM49 202H50V205H52V206H50V208H49ZM59 202H62L61 204L59 203ZM23 203V202H22ZM43 203H47L48 205H42ZM56 203V204H55ZM125 203V202H124ZM25 204V203H24ZM1 205V204H0ZM28 205V206H29ZM1 206V207H2ZM22 208H23V205H20ZM124 206V205H123ZM6 207V206H5ZM59 207V208H60ZM120 207V208H119ZM3 208H4V206H3ZM1 209V208H0ZM7 209V208H6ZM5 208L3 209L4 211L6 210ZM23 209H25V208H23ZM8 210V209H7ZM6 210V211H7ZM125 210L127 211V212H125ZM9 211L11 212V209H9ZM37 211H40L41 213H37L36 214V212ZM60 211V212H59ZM64 211V212H63ZM10 212H9V214H7L8 216L10 215ZM30 212V211H29ZM54 212V213H55ZM123 212V211H122ZM130 214H129V213ZM8 213V212H7ZM126 213V214H125ZM128 213V214H127ZM6 214V213H5ZM24 214V213H23ZM22 214V215H23ZM56 214V213H55ZM54 214V215H55ZM39 215V216H40ZM46 215H49V214H45V216H44V219H45V217H48V216H46ZM54 215L52 214V218H54ZM1 216V215H0ZM25 216H26V214H25ZM24 215H23V217H25ZM121 216V215H120ZM127 216V217H128ZM5 217H6V215H5ZM4 217V215H3V218H1V219H6ZM10 217V216H9ZM11 217H12V214H11ZM33 217V216H32ZM35 217H33V218H35ZM56 217V216H55ZM63 217V216H62ZM123 217V216H122ZM127 217H124V218H126L127 219ZM8 218V217H7ZM15 217H13L12 219L14 220V222H13V224L12 225H14L15 226V228L18 230V231H20V232H17V234H19V236H21L22 235V237H24L25 235H27V234H25V235H23L24 233H26V231H27V233H29V231L32 233V229H33V225H31V224H33L32 222H30V220H28V223L30 222L31 224H29L28 225V223H27V221H25L24 219V221L27 223V226H29V227H24V224L25 223H23L24 221H22V217H21V219L19 220V219H17V218H15V219H17V220H15L14 219ZM32 218V219H33ZM61 218V217H60ZM58 219V216H57V220H63L64 221V218L62 219ZM67 218V217H66ZM31 219V221H33ZM41 219V218H40ZM44 219H41V221L43 222V224H44ZM47 219V218H46ZM46 219H45V221H46ZM48 219H50V216L48 217ZM55 219V220H56ZM68 219V218H67ZM10 220V219H9ZM124 220V219H123ZM128 220V219H127ZM126 220V221H127ZM4 221V220H3ZM7 221V220H6ZM40 221V222H41ZM49 221V220H48ZM66 221V220H65ZM64 221V222H65ZM68 221V220H67ZM34 222H36V221H34ZM41 222V223H42ZM47 222V221H46ZM51 222V221H50ZM125 222V221H124ZM37 223V222H36ZM41 223H40V225H41ZM134 222H130V224H133ZM38 224V223H37ZM50 224H52V223H50ZM125 224H127V223H125ZM142 224V223H141ZM26 225V224H25ZM34 225H35V223H34ZM45 226H46V223L44 224ZM136 225V224H135ZM137 225H139V222H138V224ZM137 225H136V227H137ZM37 226V225H36ZM49 226V227H48ZM52 226V225H51ZM49 224H48V222H47V226H46V228L48 227V229L49 228H53V227H51ZM64 226V225H63ZM116 226V225H115ZM127 226H128V224H127ZM131 226V225H130ZM134 225H132L131 227H133ZM103 227H105V226H103ZM39 228V227H38ZM102 228V227H101ZM116 228V227H115ZM137 228H140L139 226L137 227ZM13 229H14V227H13ZM47 229V230H48ZM100 229V228H99ZM98 229V230H99ZM46 230V231H47ZM61 230H62V228H61ZM102 230V229H101ZM135 230H137V229H134V231ZM139 230V229H138ZM263 230V229H262ZM36 231V230H35ZM52 231V230H51ZM112 233H111V235H113V228H112ZM140 231H142V225H141V230H139V232ZM261 232V231H260ZM36 233V232H35ZM52 233V232H51ZM138 233V232H137ZM21 234V235H20ZM43 234V233H42ZM45 234H43V235H45ZM140 234V233H139ZM138 234V235H139ZM142 234V233H141ZM29 235V234H28ZM27 235V238L28 237H30V236H28ZM34 235V234H33ZM39 235V234H38ZM42 235V236H43ZM259 235V234H258ZM13 236V235H12ZM31 236H32V234H31ZM35 236H36V234H35ZM35 236H34V238H33V236H32V238L33 239H35ZM100 236V237H101ZM104 236V235H103ZM102 236V237H103ZM117 236V235H116ZM205 236V235H204ZM263 236V235H262ZM16 237H17V235H16ZM41 237V233H40V235H39V239H41L40 238ZM99 237V238H100ZM114 237V236H113ZM153 237H155L156 239L157 238H159V239H161L162 238V240L164 239V237H169V239H165V241H162V240H158L157 242H154V241H156ZM196 237V236H195ZM15 238V237H14ZM25 238V237H24ZM24 238H22V241H26ZM32 238H28L27 240L30 242V239H32ZM104 238H108V237H103L102 238V240H104ZM111 238V237H110ZM194 238V237H193ZM18 239V238H17ZM24 239V240H23ZM33 239H32V241H33ZM196 239V238H195ZM208 239V238H207ZM42 240L43 239H41V241H39V242H41V244H42V247H41V245H40V243L38 242V240L36 241V244L38 243L39 245H40V248L41 249H43V251H44V244L42 243ZM112 240V239H111ZM111 240L109 241V239H108V242L109 243H107L108 245L110 244V242H111ZM168 240V241H167ZM183 240V239H182ZM15 241V240H14ZM18 241V240H17ZM27 241V242H28ZM31 241V242H32ZM35 241V240H34ZM33 241V242H34ZM105 241V240H104ZM103 241V242H104ZM112 241H114V240H112ZM117 241V240H116ZM119 241V240H118ZM121 241V243H119V244H123L124 245V241L123 240H120ZM208 241H206V242H208ZM19 242H21V239H19ZM19 242L17 243V244H19ZM26 242V243H27ZM31 242L30 243H28V245L29 244H31ZM115 242V241H114ZM261 242H262V239H261ZM105 243V242H104ZM113 243V242H112ZM118 243V242H117ZM179 243V242H178ZM181 243V242H180ZM186 243V242H185ZM197 243V242H196ZM195 243V244H196ZM16 243H15V245H17ZM33 244L34 243H32L31 245L33 246ZM35 244V245H36ZM37 244V245H38ZM187 244V243H186ZM207 244V243H206ZM205 244V248H207L208 247V245H206ZM259 244V243H258ZM20 245V244H19ZM19 245H17L18 247H19ZM34 245V247L32 248V246L30 247V246H28V248H29V250H30V248H31V250L30 251H33L31 254H33L34 253V261H39L38 259L44 254V252H46V250H48V249H45V251L44 252H42V250H40V248H38V246H37V248H35L36 246ZM106 244H104V246H105ZM118 245V244H117ZM146 245H144V246H146ZM189 245V244H188ZM187 245V246H188ZM191 245V244H190ZM196 245H198V243L196 244ZM23 246V245H22ZM113 246H115L116 247V243H115V245H113ZM175 246V245H174ZM177 246H178V244H177ZM183 246V245H182ZM181 246V247H182ZM193 246H195V245H193ZM18 247H15L16 248V251H17V249H18ZM66 247L64 248V247H62V248H64L66 251H67V249H66ZM108 247V246H107ZM122 247V246H121ZM169 247V246H168ZM195 247V248H196ZM14 248V249H15ZM20 248H22L23 249V247H20ZM19 248V250L20 251H23L22 249H20ZM71 248V249H70ZM97 248H98V246H97ZM110 248H112V247H110ZM114 248V247H113ZM119 248V247H118ZM126 248V247H125ZM188 248V247H187ZM193 248V247H192ZM204 248V247H203ZM50 249V250H51ZM64 249L62 250V251H64ZM103 249V248H102ZM104 249H106L105 247H104ZM158 249V248H157ZM156 249V250H157ZM182 249V248H181ZM188 249H190V246H189V248ZM187 249V250H188ZM194 249V248H193ZM193 249H190V251L191 250H193ZM121 250V249H120ZM125 250V249H124ZM124 250H122V251H124ZM159 250V249H158ZM42 252V255H40V254H38L37 252ZM49 251V250H48ZM47 251V252H48ZM65 251V252H66ZM67 251V252H68ZM101 251H103V250H101ZM112 251H114V250H112ZM112 251H111V254H112ZM155 251V250H154ZM165 251V250H164ZM189 251V250H188ZM199 251H200V249H199ZM15 252V251H14ZM19 252V251H18ZM17 252V253H18ZM50 252V251H49ZM60 249H59V254H60ZM65 252H61L62 254H65L66 255V253ZM104 252V251H103ZM153 252V251H152ZM162 252V251H161ZM20 253V252H19ZM23 253V252H22ZM25 253V252H24ZM116 253V252H115ZM118 253V252H117ZM122 253V252H121ZM125 253V252H124ZM135 253V252H134ZM147 253V252H146ZM158 253V252H157ZM47 254V253H46ZM50 254H52V253H50ZM57 253L55 252V255H56ZM71 254V253H70ZM104 254H105V252H104ZM150 254V253H149ZM155 254V253H154ZM153 253H151V255H154ZM22 255H24V254H22ZM28 255V254H27ZM40 257H39V256ZM61 255V254H60ZM60 255L58 256V254H57V256H58V258L60 257ZM69 255V254H68ZM108 256H107V258H109L110 257V255H109V253L107 254ZM119 255V254H118ZM125 255V254H124ZM130 255H132V254H130ZM135 255V254H134ZM158 255V254H157ZM199 255V254H198ZM48 256H49V254H48ZM61 256H63L62 258H61V260L62 261H65V262H62L61 260H60V262H62L63 264H68L69 263V261H67L68 259H70V258H67V260H64V259H66L65 257L67 256H64V255H61ZM103 256V255H102ZM105 256V255H104ZM113 256H114V254H113ZM117 256V255H116ZM20 257H21V255H20ZM27 257V256H26ZM43 257V256H42ZM45 257H46V255H45ZM45 257H43V260H42V258H41V260H42V264H44L45 262H47L48 260L45 258ZM69 257V256H68ZM128 257V256H127ZM152 257V256H151ZM23 261L25 262V257L23 256ZM29 258H31V257H29ZM64 258V259H63ZM81 258V259H80ZM105 258V257H104ZM112 258V257H111ZM44 259H46V260H44ZM57 259V258H56ZM106 259V258H105ZM104 259V260H105ZM118 259V258H117ZM120 259V258H119ZM127 260L129 259V258H126ZM126 259H124V260H126ZM137 259V258H136ZM155 259V258H154ZM22 260V259H21ZM50 260V259H49ZM55 260V259H54ZM121 260V259H120ZM123 260V261H124ZM43 261H44V263H43ZM50 261H52V260H50ZM58 261V260H57ZM68 263H67V262ZM107 259L105 260V263L104 264H106L107 262ZM122 261V262H123ZM134 261V260H133ZM151 261H154L155 262V260H153V257H152V260ZM23 262V263H24ZM32 260H31V263H30V261L28 262L29 264H32ZM49 262V261H48ZM60 262H56V264H59ZM72 262H70V263H72ZM112 261H108V263H110V264H112L111 263ZM128 262H129V260H128ZM27 263V262H26ZM25 263V264H26ZM37 263H39V264H41L40 263V261L39 262H37ZM120 263H121V261H120ZM125 263V262H124ZM124 263H122V264H124ZM156 263V262H155ZM34 264V263H33ZM36 264V263H35ZM46 264V263H45ZM48 264H50V263H48ZM52 264H54V263H52ZM113 264H114V262H113ZM118 264V263H117ZM153 264V263H152Z\"/></svg>", "mask_w": 264, "mask_h": 264}, {"label": "rangeland", "instance_id": "374dc122", "mask_svg": "<svg viewBox=\"0 0 264 264\" xmlns=\"http://www.w3.org/2000/svg\"><path fill=\"white\" fill-rule=\"evenodd\" d=\"M183 1V0H182ZM187 3V4H186ZM189 3V0H184V2H183V5H182V10H181V12H180V15L181 16H184V17H186L187 19H189V22H188V20L185 18V21H187L188 23H190V21L192 20V18L194 17V19H196V17L195 16H197V17H204V19H206L205 18V16H203L204 15V10L206 9L205 8V6H206V3L203 5V3L200 5V6H202V7H200V9L198 10V8H197V11H193L192 12V10L190 9V3ZM138 5V3H137V1L136 0H0V81H2L3 82V85H2V83L0 82V86H2L1 88L2 89H5V87H7L6 89L8 90V89H12V86H13V89H15V85H17V87L16 88H24V90H26L27 88L29 89V91L28 92H33V93H36V91H35V89H37V93H39V94H41L40 96H42V93H47V94H43V96H44V98L46 99L45 101L47 102V105L45 106V108H44V110H43V113L41 112V113H39V115L37 116V118H39V116L41 117V118H39V120L41 119V121H43L45 124L46 123H48L47 125H49L51 128H54V130H51V132L53 131V133H54V144L52 143V145H54L55 147H57L56 145H55V143L56 142H64V140H66L65 142H64V144L66 143V144H70V145H72L73 143H74V145L72 146L73 147V150H72V147H68V145H63V143H62V145L64 146V147H66V148H69V149H63L62 148V146L60 147V149H58L59 148V146L57 147V149H58V153L56 152V148H54V149H52V147H54V146H50L49 145V147H51L50 149L51 150H53L52 152H51V150H49L47 147H44L43 145H41V143L40 142H42V133L40 132L41 130L39 129V126H38V124H33V125H31V124H27V126H25V127H27V129H25L24 128V130H22L20 133H18V134H16L15 136H13L12 137V135H7V136H5L4 137V139H3V141H1V144H0V149L1 150H3L2 152H0L1 154H2V156H1V154H0V163H2L1 165H0V171H4V169L2 168V167H5L4 166V164H6V162H9L10 160H12L13 161V159H14V162H12L11 163V161L9 162V163H11V164H13L14 163V165L16 164V166L17 167H19V171L21 170H23V174L24 173H26V175H23V181H24V179L26 178V176H27V174H29L30 172H32L33 170H32V166H33V169L35 168V170L33 171V172H35L37 169H40V171H42V172H40V171H38L37 170V172H40V173H36L35 172V174L32 172V175L31 176H33V175H35V176H37V175H40V174H42L41 176H43L44 175V177L46 178V180L48 181V179L51 181V182H53V183H50V181H48L47 183H50V184H54V181L56 182V185L57 186H59L58 185V183H60V185L62 184V176H60V175H58L57 173H59L60 171H61V169H68V170H66V172L64 173V177H63V179L64 178H66V180H68L69 182H71L72 183V185L73 186H75V187H79L80 186V184H81V180H83V179H81V178H83L84 176H86V175H88L89 174V172L88 171H90V173L91 172H93V166H94V161H96V159H94L93 160V162H89L88 163V160L91 158V160H92V155H93V157H94V153H96V151L98 150V148L96 147L97 145H96V142L95 141H93L90 137H88V138H90V139H87V137H85V136H88V134H87V132H85L86 130L84 129V127H83V119H82V113L84 112L83 111V109L82 110H80L81 108H80V105H77L78 103L76 102V100H74V96L72 95V93H71V87L72 88H74V90L75 91H77V92H81V93H83L82 91H84V92H87L88 90H92V87L91 86H93V85H95V84H100V82L103 80L102 78V76H104V74H106V72L105 71H103L102 70V68L100 69V67L99 66H103V65H107V66H113L114 67V65H115V67H117V65H118V67H120V65L122 64L121 62L122 61H124L123 63H126L127 65L129 64V63H131V62H133V60H134V58L132 57H128V54H131V52H133V54L135 55H137V57L140 55V54H137V53H139L138 52V49H139V47H136V49H135V51H137V52H135V51H133L134 50V48H127V50H128V54H127V52H126V46H128V44L127 43H125L126 42V39L128 40V38H131L130 37V34H131V36H134V38H135V36H136V34H137V32H138V28L142 25L141 23L143 22V21H141V22H139L141 19H143V18H141L142 17V15H151L150 13H148V12H145V11H142L143 9H142V7L140 8V7H138L137 6ZM150 5L151 4H149L148 6H149V8H150V10H152L153 9V6L152 7H150ZM137 7H138V9H137ZM240 7V6H239ZM238 7V8H239ZM152 8V9H151ZM205 8V9H204ZM241 8V7H240ZM237 8H235V9H233L234 11H233V13L234 12H236L235 10H236ZM242 9V8H241ZM240 9V10H241ZM145 10V9H144ZM203 10V14H201V11ZM238 10V9H237ZM245 10V9H244ZM138 13H137V12ZM146 11H148V10H146ZM232 11V10H231ZM243 11V10H242ZM242 11H240L239 12V10L237 11V12H239V15H240V13H242ZM195 12H196V14H198V15H196L195 14ZM228 12H230V11H228ZM237 12H236V14L234 13H232L231 14V16L232 15H234V16H232V17H234V22H233V19H232V17H230V19H227L226 18V16L229 14V13H227L226 12V15H224V17H225V19H226V21L227 22H225V19H224V22L228 25L229 23H231V22H233V24L231 23V25L229 26L228 25V28L230 29H228L229 30V32H232V34L233 35H235V37H237L238 39L240 38L241 40H243V39H245L246 37L248 38V37H250L248 40H246V41H244V42H246V44L247 43H249V44H254V40L256 39V36H258V35H260L261 34V31L263 30V28L261 29V25H262V23H260V22H262L261 20V18H258V20H256L257 18H255V17H253L252 15V18L250 17V19H248L249 18V15L248 14H251L250 13V11L247 9V11H246V14H247V12H248V14L246 15L245 13V16H247V17H245L243 14H241V16L243 15V17H244V19H243V17H240V18H238L239 16H238V14H237ZM200 13V14H199ZM191 14H192V16H191ZM140 15V19L138 18V16ZM155 15V14H154ZM157 15V14H156ZM201 15V16H200ZM235 15H237L236 17H235ZM230 16V15H229ZM158 17V16H157ZM192 17V18H191ZM223 17V18H224ZM190 18H191V20H190ZM255 18V19H254ZM157 19H159V17L157 18ZM198 19V20H197ZM196 20L197 21H199V22H203V20L201 19V18H197ZM200 19L202 20V21H200ZM231 19H232V21H231ZM240 19H243V21L239 24V22H240ZM251 19H253V21L251 20ZM160 20V19H159ZM256 20V21H255ZM260 20V21H259ZM133 21L135 22L134 24H133ZM196 21V22H197ZM228 21H230V22H228ZM257 21H259V22H257ZM160 21H157V23H159ZM192 22V21H191ZM194 22H195V20H194ZM195 22V26L196 27H198V25H200V23L198 24V23H196ZM254 22H255V24H254ZM193 23V22H192ZM205 23V22H204ZM249 23V24H248ZM137 25V27H134V25ZM256 24H257V26H256ZM194 25L192 24V27H194ZM232 25H234V26H232ZM238 25V26H237ZM250 26V27H248V26ZM258 25H260L259 27H258ZM252 26L256 29V27L259 29H256L257 31H254L255 29L254 28H252ZM263 26V25H262ZM134 27V28H133ZM190 27L191 26H189V29H190ZM200 27H203V25H201V26H199L198 27V29L197 30H199L200 29ZM231 27H233V28H231ZM238 27V28H237ZM134 30H133V29ZM137 30H136V29ZM96 29V30H95ZM133 31H132V30ZM189 29H187V31L186 32H188V30ZM193 29V28H192ZM191 29V30H192ZM196 28H194L193 30H195ZM95 30V31H94ZM135 30H136V32H135ZM186 30V29H185ZM196 30V31H197ZM201 30V29H200ZM199 30V31H200ZM232 30V31H231ZM247 30V31H246ZM249 30V31H248ZM92 31H94V32H98L99 34H100V36H101V43L103 44V45H108V46H106L107 48L105 49V53L103 52V51H100V50H98V49H94V51H92V49H91V52H88L87 51V48H86V46H85V44H86V41H85V37H86V33H91ZM199 31H197V33H200ZM203 32L205 31L204 29L202 30ZM189 32H191V31H189ZM195 32V31H194ZM193 32V33H194ZM202 32V33H203ZM256 32V34H254ZM259 32H260V34H259ZM192 33V34H193ZM196 33V34H197ZM238 33V34H237ZM187 34H189V33H186V35ZM196 34L195 35H191V36H195V37H190V35H187L188 37V39L187 40H189L190 41V44H192V45H195L196 47H197V45H198V43L200 44H204V42H205V39H204V41L202 40V38H200V41L199 42H197V40H196ZM258 34V35H257ZM160 35V34H159ZM185 35V36H186ZM198 35V40H199V35L200 34H197ZM202 35V34H201ZM203 35H205V36H202V37H206L207 35L205 34V33H203ZM238 35H239V37H238ZM254 35V36H253ZM256 35V36H255ZM157 36L158 35H156L154 38L156 39L157 38ZM161 37H163V36H158V39H156V40H158V41H163V40H165L164 38L162 39ZM189 37H190V39H189ZM245 37V38H244ZM254 37V40L252 39L251 40V38H253ZM186 38V37H185ZM246 38V39H247ZM131 39H133V38H131ZM130 39V40H131ZM129 40V41H130ZM186 40V41H187ZM201 40L203 41V42H201ZM206 40H207V37H206ZM85 41V42H84ZM155 41V40H154ZM158 41L156 42V43H158ZM184 41V42H183ZM182 41V43H184L185 45H186V41L185 40H183ZM242 41V42H243ZM252 41V42H251ZM159 42V43H160ZM188 42V41H187ZM195 42H197V45L195 44ZM209 42V40H207L205 43H208ZM251 42V43H250ZM189 43V42H188ZM183 44V45H184ZM201 44H200V46H201ZM126 45V46H125ZM155 45H157V44H155ZM189 44H187L186 45V47L188 46ZM204 45H206V44H204ZM195 46L194 47H192L193 49L195 48ZM183 48L185 47V46H182ZM186 47L183 49L184 51L183 52H185V53H187L188 54V56L190 57L191 56V54L192 53H188V52H186L187 51V49L189 50V49H191V46H188V47H190V48H187L186 49ZM204 47V46H203ZM203 47H197V48H195L196 50L197 49H201L202 50V48ZM164 47L163 46H158V50L160 49L161 51H159V52H157V53H155L154 55H155V57L157 56V54L159 53L160 54V52H161V54L159 55V59L157 58V60H155L156 58L154 57V56H152V58H153V60H152V58H150V57H147V56H145V58H147V60L144 58V56H142L143 57V59L139 56V58H140V60L137 58V57H135L134 55V57H135V59H136V61H141V64H140V62H139V66H138V70H139V74L140 75H138V76H140V81L142 80V81H144V82H140L139 80H138V82H139V84H138V82H135L136 84H137V86L135 85V84H133V85H135L136 87V89L132 86V88H128V87H126V89H132V90H140V91H136V92H134L133 91V94L134 95H132V96H134V97H131V95L128 93V90L127 91H123L125 88L123 87V89H121L120 91L123 93H128L127 94V96H126V94H121L122 95V99L121 100H119V99H117V97H119L118 95H120V94H118V93H120V91H119V87H121L119 84L121 83V85H122V83L124 82L123 80V82H121V80L120 81H116V82H112V81H110V83H108V85L110 84V87L113 89V87H117L118 85H119V87H115L117 90V97L115 96V95H112V97H110L109 96V102L111 101V103L112 104H110L111 106L113 105V106H118V107H120L121 105H122V107H120V108H123L124 106L126 107V106H128L127 107V109L126 108H123L122 109V111H125V112H123V114L124 113H126L124 116H125V118L126 117H129V114L131 115V116H133V117H131V118H134L133 120H132V123L133 122H135L136 121V119L137 120H139V116H140V118L143 116V113H145L144 115L146 116V115H148V116H150L151 115V117H150V121L149 122H153L154 123V126H153V124H151V126H153V128H157V127H159V129L161 128V125H158V124H162V129L164 128V126L163 125H165V121L167 120V118H169V117H172V115H174L176 112V114H181V111L183 110L184 112H186L187 111V109H188V111H190L191 110V108L190 107H192L191 106V104L193 103L194 104V106H195V108L197 107V109L196 110H199L200 109V114L202 115V116H205V112H204V110L201 108V105L200 104H203V108H206V107H204L205 105V103L207 102V99H209V101H210V103H209V101L207 102V103H209V104H211V100H214L213 101V103L209 106V105H207V103H206V106L209 108V110H206V112L208 111L209 112V114H208V112H207V114H206V117L208 118V116L211 114V118H213V119H215L216 117V119L218 120V124L216 123L217 122V120L215 121V120H212L210 117H209V121L208 122H210V123H208L207 125H206V123H207V118L205 117V120H204V118L202 119L201 118V116H200V114L198 115V113H196L195 115H194V113L196 112L195 111V109H194V111H192L191 113H192V115H193V118H192V115H191V117L190 118H192V120H194V118H196L198 121H199V119H201L200 121H199V123H198V121H196L197 123V125H198V128H197V130L199 129V128H201L202 127V125H206L207 127L210 125V124H212L208 129H206V131L204 130V128L203 127H205V125L201 128V129H199L200 130V132L198 133H196V131L197 130H195V127H190V126H186V127H184L183 128V130H184V132H185V130H186V128H187V130H191V131H187L186 130V132L185 133H188V134H185V142H187L186 143V145L185 146H188V147H190L191 146V143H192V146L195 144L194 142H196V145H194V146H198L197 148H195V149H197V151H198V156H200V154H201V151H204V149H206V151L208 150L209 152H213L214 151V149H215V146H214V143H210L211 145V147L210 146H207V145H209L208 143L210 142L209 140L210 139H208L209 137H210V134H208V132H210L211 131V133L213 132V133H217V134H219V133H221V137L220 136H218L217 134H213L212 133V137H211V141H213L214 140V138H217L216 140H217V142L218 143H216V140H214V142L216 143L215 145H217V144H220V145H222V143L223 144H225V141H227V143L228 144H230L231 142H237V141H239V145H240V143H242V142H245V141H248V139L250 138V135L254 132V131H257V133L256 134H258V135H260V136H258L257 138H256V141H257V139H258V141H260V143H259V155H258V157L256 158V170H255V174H254V179H256V181H261V180H263L264 181V130L263 129H260L259 130V128L257 129V126H256V122H254L253 121V119L255 118V117H253V114L249 111V109H248V106L251 104V103H253L252 101H250V100H247L246 98H241V99H235L234 101H232V102H223V104L224 103H226L225 105H226V107H229V108H222L223 107V105H220L219 107H218V109L219 110H215V109H217V106H218V104H217V98H216V96H220V97H222L223 96V94H221L220 92H218L217 90L219 89L218 87L220 86V89L221 88H223V89H221V90H223V92L222 93H224V89L226 90L228 87L227 86H229V85H231V83L233 82V81H237V83H241V82H244V81H246V78H247V80H256V78L258 79L259 78V76H260V73H261V71H259L260 69H258V68H261L262 69V66L261 67H259L261 64L259 63L260 62V59H257V61H253L252 59H250L249 61L251 62H249V61H247L246 62V58H245V56H244V53L243 52H241L242 50H241V48L240 47H238L233 53H232V55L230 56V57H228L227 58V60H226V62L227 61H230V62H225L224 61V63H223V65H226V66H224V67H226V68H222V69H219L218 68V70H216V73L214 72L215 71V69H217V67L215 68L214 66H212V67H204V68H202V67H200V72H199V68L197 67V70H196V68L194 67H192L191 65L189 66V65H187L186 66V64H181V65H183V66H186V67H184L183 68V66H181L180 68H183V69H188L187 71H185V70H183V69H180L179 71H181V72H178V71H175V70H173V68L172 67H169V66H171L169 63L170 62H168V61H170V58H168V55L170 54V53H168V52H170L169 51V49L167 50V49H163ZM130 49H132V51H129ZM181 49V48H180ZM179 49V51H181ZM193 49H191L192 51H193ZM195 49H194V52H196L195 51ZM199 49V50H200ZM204 49V48H203ZM65 50V52L63 53V51ZM191 50H189V51H191ZM191 51V52H192ZM93 52V53H92ZM135 52V53H134ZM97 53V54H96ZM233 54H235V55H233ZM237 54V55H236ZM96 55V56H95ZM132 55V54H131ZM185 55V58L183 57V60H185V63H186V61H187V64H190V63H188V61H190L191 60V57H190V59H189V57H187V55L186 54H184ZM98 56V57H97ZM162 56V57H161ZM167 56V57H166ZM233 56V57H232ZM101 59H100V58ZM187 57V58H186ZM98 58H99V60L101 61V62H104L103 64L98 60ZM104 58V61H102V59ZM148 58H150L151 60H148ZM233 58V59H232ZM236 58V59H235ZM91 59H93V60H91ZM126 59H128L127 60V62H126ZM130 59H133L132 61H130ZM188 59V60H187ZM229 59V60H228ZM230 59H232V60H230ZM246 59V60H245ZM119 60H120V65L119 64H116V63H118L119 62ZM144 60H146L145 62H144ZM160 60H162L161 62V66H163V68L161 67V69L158 67V65L160 66V64H158V63H155V61H158V62H160ZM182 60V61H183ZM99 61V62H98ZM135 61V60H134ZM135 61V62H136ZM148 61V62H147ZM150 61L151 62H154L155 64L154 65H152L153 67H151L150 69H154L156 66H157V68L156 69H154L155 70V73H154V70H150V71H152V72H150L149 71V69L147 68L148 67V65H147V67H146V64H149L150 63ZM147 62V63H146ZM98 63V64H97ZM138 63V62H137ZM144 63V68H147L148 70H146V69H141V68H143L142 66V64ZM146 63V64H145ZM166 63V66L167 67H165V64ZM246 63H250V64H248L250 67H248L247 66V64ZM259 63V65H257ZM80 64H82V65H80ZM126 64H124V66L126 65ZM157 64V65H156ZM237 64V65H236ZM126 65V66H127ZM142 65V66H141ZM231 65V66H230ZM240 67H239V66ZM141 66V67H140ZM234 66H236V67H234ZM244 68H243V67ZM247 66V67H246ZM255 66V67H254ZM99 67V68H98ZM114 67V68H115ZM188 67V68H187ZM190 67H192L191 69H190ZM214 67V68H213ZM238 67V68H237ZM257 67V68H256ZM165 68H167V70L165 69ZM172 70H170V69ZM205 68H207V69H210V73H209V71L208 72H205L204 70H207V69H205ZM212 68V69H211ZM246 68V69H245ZM256 68V69H255ZM115 69H117V68H115ZM160 70V72H159V70ZM190 69V70H189ZM232 69V70H231ZM234 69H235V71H234ZM238 69V70H237ZM156 70L159 72H157V74H156ZM166 70L167 72L165 73V75H162L163 73L162 72H164V71ZM240 70H242V71H240ZM248 70V71H247ZM121 71V70H120ZM148 71V74L146 73ZM162 71V72H161ZM192 71V73H191V75H190V72ZM194 71V72H193ZM195 71H197L196 72V74H195ZM219 71H222L221 72V75H219L220 73H219ZM246 71H247V74L250 76V77H248V76H246ZM102 72H104V73H102ZM177 72L178 73V75L177 74H175V73ZM203 72H204V74H203ZM212 72H213V74H215V75H213L212 74ZM218 72V73H217ZM224 72V73H223ZM237 72H238V74H237ZM241 72V73H240ZM244 72V73H243ZM260 72V73H259ZM120 73V72H119ZM160 73H162V74H160ZM170 73V74H169ZM171 73H172V75L174 74V76H176V77H178V79L176 78V77H173V76H171ZM185 74V75H183L182 77L184 78H182L181 77V75L179 76V74ZM189 73V74H188ZM194 73V74H193ZM206 73V74H205ZM208 73H209V75L210 76H208ZM154 74V75H153ZM167 74H169V75H167ZM186 74H187V76H186ZM199 74H201V78L199 77L200 75ZM215 76V79L213 78V76ZM244 74V75H243ZM4 75V76H3ZM98 75V76H97ZM159 75H161V77H158ZM199 75V76H198ZM204 75V76H203ZM206 75V76H205ZM217 75V76H216ZM264 75V74H263ZM186 76V77H185ZM202 76H203V78H202ZM220 76V77H219ZM97 77V78H96ZM99 77V78H98ZM171 77H173V79L171 78ZM208 77V78H207ZM209 77H211V81L209 80L208 81V79H210ZM216 77H218L217 79H216ZM222 77V78H221ZM7 78H9L10 79V81H11V83H9L10 81H9V79H7ZM169 78H171L170 80L172 81H170L169 80ZM182 78V80L184 81V82H186L185 84H184V82H182V80L180 81L179 79H181ZM195 78V79H194ZM199 78V79H198ZM220 78V79H219ZM250 78V79H249ZM101 79V80H100ZM156 79V80H155ZM161 79V80H160ZM164 79V80H163ZM167 79L169 80V82L167 81ZM177 79V81H175ZM195 81H194V80ZM196 79H198V80H196ZM205 79V80H204ZM244 79V80H243ZM7 80H8V82H7ZM62 80H64V81H62ZM98 80V81H97ZM174 80V81H173ZM166 82V84L165 83H163V82ZM201 81V82H200ZM204 81V82H203ZM207 81V82H206ZM57 82H58V84L59 83H61V84H65V85H67L68 84V86L66 87L65 85L64 86H61L60 84L58 85L57 84ZM99 82V83H98ZM108 82V81H107ZM117 82H119V84L117 83ZM182 82V83H181ZM209 82H210V84H209ZM211 82H213L212 84H211ZM215 82H217L216 84H215ZM9 83V84H8ZM20 83V84H19ZM115 83H117L116 85H115ZM168 83L169 84H173V86H172V88L174 87H176V85H179V87H180V89H183V91H182V93L185 91V93H187L186 92V90L188 91V88H189V91L191 90V92L193 93H191V92H188L187 94H185V95H188L189 94V96H186V98L188 99V100H190L191 99V97L193 96L194 98L191 100V102L188 104V102H186V101H188V100H186L185 99V96H184V94L182 95V93L181 92H179L180 90H178L177 91V88H178V86L174 89H170V85H168ZM177 83V84H176ZM189 83V84H188ZM194 83V84H193ZM222 83V84H221ZM224 83V84H223ZM227 85H226V84ZM6 84V85H5ZM12 86H11V85ZM15 84V85H14ZM107 84V83H106ZM112 84V85H111ZM114 84V85H113ZM143 84H145V86H146V84H148V86L147 87H145V88H147L146 90H145V88L143 87ZM165 84V85H164ZM174 84H175V86H174ZM181 84V85H180ZM21 85H24L25 87H27V88H25L24 86H22V87H19V86ZM139 85H141V87H139ZM155 85V86H154ZM156 85H158V87H156ZM161 85V86H160ZM167 85V88H166V90L168 91H166L165 90V88H164V90L162 89L163 87H165ZM185 85V86H184ZM189 85H191V86H189ZM207 85V86H206ZM210 85V87H208ZM213 85V86H212ZM215 85V86H214ZM225 86V87H227V88H225V87H222V86ZM15 86V87H14ZM90 86V87H89ZM113 86V87H112ZM122 86H126L125 84L124 85H122ZM151 86H154V87H156V88H154V87H151ZM182 86V87H181ZM199 86V87H198ZM211 86H212V88H211ZM218 86V87H217ZM54 87V91L53 90H51L52 88ZM65 87V88H64ZM81 87H83L84 88V90H82V88ZM86 87V88H85ZM94 87V86H93ZM139 87V88H138ZM143 87V88H142ZM162 87V88H161ZM195 87H197V88H195ZM203 87H205V89H206V91L204 90V88ZM207 87L210 89H207ZM213 87H216L217 89H215V88H213ZM78 88H80V89H78ZM87 88H88V90H87ZM90 88V89H89ZM114 88V89H115ZM134 88V89H133ZM150 88V89H149ZM152 88V89H151ZM170 89V91H169V89ZM184 88H185V90H184ZM2 89H0V90H2ZM48 89V90H47ZM86 89V90H85ZM141 89H144V91H147V90H152V91H148V93L150 92V95L149 94H147V92H145V95H144V91H142ZM154 89H156V90H154ZM162 89V90H161ZM193 89V90H192ZM214 89V91L213 92H215V91H217V92H215V93H213V95L212 94H210V95H212V97L213 96H215L214 94H216L217 93V95L215 96V97H213V98H216V99H211V98H208V96H210V95H208V96H206V98H203V97H205V93H210V91H212ZM220 89H219V91H220ZM50 90V91H49ZM79 90V91H78ZM90 90V91H91ZM129 90V92H131L132 93V91H130ZM176 91L174 94L172 93V92H174V91ZM209 90V91H208ZM51 92V93H49V92ZM160 91H162V93H160ZM163 91H165V92H163ZM196 91V92H195ZM208 91V92H207ZM89 92V91H88ZM142 92H143V95H142ZM158 92V93H157ZM204 92V93H203ZM49 93V94H48ZM138 93H141L140 94V96H138L139 94ZM159 93H160V95L162 94H164L163 96H160L159 95ZM171 93V94H170ZM178 94V96H177V94ZM180 93H181V96H180ZM201 93H203L202 95H201ZM220 93V94H219ZM53 94V95H52ZM136 94V95H135ZM138 94V95H137ZM152 94H153V96L155 95V96H157V94H158V97H163V99L165 100H159V98L157 99V97H153V98H150V97H152ZM166 94V95H165ZM191 94H192V96H191ZM201 95L200 97L199 96H197V95ZM48 95V96H47ZM72 95V96H71ZM120 95V96H121ZM125 95V96H124ZM147 95H149V96H147ZM172 95V98L175 96H177L176 98H173V101H175L176 99H179L180 100V102H179V100H176V103L175 102H173V101H171L172 99H171V96ZM174 95V96H173ZM207 95V94H206ZM42 96V97H43ZM114 96V97H113ZM124 96V97H123ZM167 96L171 99V100H169V101H171V102H173L172 103V105L174 106H176V107H178V108H176L175 106V110H174V108H173V106L171 105V103L169 102V101H167ZM180 96V97H179ZM183 96V97H182ZM191 96V97H190ZM203 96V97H202ZM218 96V97H219ZM125 97H128V98H125ZM140 97V98H139ZM148 97V98H147ZM166 97V98H165ZM182 97V98H181ZM196 97V98H195ZM211 97V96H210ZM43 98V99H44ZM112 98V99H111ZM124 98H125V100H124ZM147 98V99H146ZM150 98V99H149ZM201 98H203V100L204 99H206L205 101L206 102H204L203 100H202V102H201ZM134 99V100H133ZM146 99V100H145ZM148 99H149V101H148ZM153 99H155V100H153ZM160 99H162V98H160ZM182 99L185 101L184 102V105H185V107L184 108H187V109H184L183 107L181 108L182 110H180V107L183 105V101H182ZM91 100H92V98H91ZM124 100V101H123ZM137 102H136V101ZM153 100V101H152ZM159 100V101H158ZM215 100H216V103H215V108H213V106H214V102H215ZM89 101V100H88ZM122 101V102H121ZM134 101V102H133ZM148 101V102H147ZM155 104V102H156V104L158 105H152L151 103L152 102ZM167 101V103H165ZM124 102V103H123ZM162 102L163 104L165 103V105H166V107H165V105H162V103L160 104V103ZM177 102H179V103H182V104H179V103H177ZM204 102V103H203ZM49 103V104H48ZM118 103H123V104H119L118 105ZM135 103V104H134ZM149 103V104H148ZM160 104V106H159V104ZM85 104H89V103H86L85 102ZM115 104V105H114ZM141 105L140 106V108H137L136 110H135V108L136 107H139V105ZM143 104H145V105H143ZM151 104V105H150ZM168 104H170V105H168ZM187 104H188V106H189V108H190V110H189V108H188V106H187ZM199 104V105H198ZM79 106V108L77 107V106ZM84 105V104H83ZM82 105V106H83ZM130 105V106H129ZM134 105H136V107L134 106ZM149 106L150 107V109H149V107H147V106ZM178 105V106H177ZM229 105V106H228ZM151 106H153V107H151ZM157 106V107H156ZM162 106V107H161ZM163 106H164V108H166V109H164L163 108ZM180 106V107H179ZM187 106V107H186ZM193 106V107H194ZM199 106H200V108H199ZM85 107V106H84ZM84 107H82V108H84ZM117 107V108H118ZM130 107V108H129ZM132 107V108H131ZM135 107V108H134ZM145 107H147L148 109H146V110H144L145 109ZM158 107H160V108H158ZM171 107V108H170ZM192 107V108H193ZM211 107H212V109H211ZM128 108L130 109V110H128ZM151 108H154V109H151ZM157 109V111H155L156 109ZM170 108V109H169ZM235 108V109H234ZM240 108V109H239ZM141 109L143 110V112L141 111ZM160 109H162V110H160ZM177 109V110H176ZM210 109H211V112L212 111H214L215 113L216 112H218L219 113V116L221 117V116H223L222 118H225V116L227 115V114H229V117H230V119H232V121L230 122V119H228V121H229V124L234 128V127H236V129L234 130L233 128H231V130H230V128L229 127H227V126H229V124H228V121H227V119L226 118H228V117H226L225 119H223L222 120V118L220 119V118H218L219 116H216V114L213 112V114L212 113H210ZM223 109V110H222ZM228 111V113H226L227 111ZM119 110V109H118ZM121 110V109H120ZM133 110V111H132ZM150 110L151 111H155L156 113H154V111H153V114H151L150 113ZM160 111V113H158L159 111ZM164 110H166V111H164ZM169 110H171V111H169ZM180 110V111H179ZM186 110V111H185ZM201 110H203V112H201ZM220 110H222L223 112H224V110H225V113H223L222 111L220 112ZM136 112V114H137V117H136V114H135V112ZM145 111H147V112H149L148 114H146V112ZM173 111H175L174 113H173ZM180 113H179V112ZM182 111V113H184ZM232 111V112H231ZM129 112V113H128ZM139 112H140V114H139ZM194 112V113H193ZM239 112V113H238ZM244 112V113H243ZM131 113H134L135 114V116H134V114L132 115ZM173 113V114H172ZM203 113V114H202ZM237 113V115L239 114L240 116H241V118H240V116L238 115H235ZM42 114V115H41ZM81 114V115H80ZM84 114V113H83ZM127 114H128V116H127ZM138 114H139V116H138ZM157 114H159V115H157ZM166 114H167V116H168V114H171V116H169V117H167L166 116ZM175 114V115H176ZM185 114H190V113H185ZM214 114H215V116L216 117H214ZM221 114V115H220ZM222 114H226V115H222ZM243 114V115H242ZM152 115H154L153 117L155 118L156 117V122L158 123L159 121H163L162 123H158L157 125L158 126H156L155 125V119H153L152 118ZM160 115H161V117H162V115H163V117H165V118H163V119H161V117H160ZM218 115V114H217ZM233 117H232V116ZM160 118H159V117ZM213 116V117H212ZM228 116V115H227ZM43 117H44V120H42L43 119ZM160 119L159 121L157 120L158 118ZM238 117V118H237ZM244 117V118H243ZM151 118L153 119V121L151 120ZM235 118V119H234ZM240 118V119H239ZM195 119V120H196ZM239 120V122L237 121V120ZM248 119H250L249 121H248ZM194 120V121H195ZM203 120V122H201ZM219 120H222V121H219ZM227 122H226V121ZM233 120H234V122H233ZM246 120V121H245ZM127 121H129L128 119H127ZM140 121V120H139ZM215 123H214V122ZM226 123H225V122ZM138 122V121H137ZM137 122H136V124H137ZM202 124H201V123ZM212 122V123H211ZM222 122H224V124L222 123ZM233 122V123H232ZM244 122V123H243ZM131 123V122H130ZM214 123V124H213ZM219 123H221L220 125H219ZM215 124H217L216 125V128L218 127V126H223L224 128H226V129H228V130H226L225 129V131H226V134H224V132L222 131L224 128L223 127H218V128H220V130L223 132H221L220 130H218V128L216 129V131H213V129H214V127H215ZM239 124V125H238ZM251 124H253V126L251 125ZM190 125V124H189ZM197 125H196V127H197ZM201 125V126H200ZM214 125V126H213ZM227 125V126H226ZM234 125V126H233ZM236 125V126H235ZM249 125V126H248ZM29 126H30V128H29ZM36 126V127H35ZM151 126H149V124H148V126H147V128L145 129V130H143V128H139L134 134H133V140L134 139H136L135 137H137L138 139H137V144H138V146H137V144H136V140H134L135 142H133L135 145V147L137 148H135L134 146H133V148L134 149H136V151H138L137 152V154L139 155H136V156H138V157H141V159L140 158H138V157H136L135 156V154H136V151H135V153H130V154H132V155H128V153H127V155L129 156V157H133L134 159H132V157L131 158H128L127 160H128V162H130L129 164H126V166H125V164L123 165V166H120V165H118L117 166V168H115V170L117 171H115V173L117 174V177H119L120 175H122V176H120V181H121V178H122V181H124L125 180V182H122L123 184H125L126 183V187H127V189H126V187H124L123 189H124V192L126 193V197H124L123 198V200H122V202L123 203H121V209L119 210V215H118V219H116L114 222H115V225L114 226H112V223H109V224H106V225H102V223L101 224H93L94 225V228H95V230L94 231H92V233L93 232H95L96 234H100V233H103V235L105 236V237H108V238H104V240H102V238L104 237L103 235V237L101 236V234H100V236L99 235H97V239L96 240H100V242L98 241V243L96 242V244H97V246H98V248H97V246H95L96 248L95 249H100L101 247L100 246H102V248H101V250H103L104 252H105V254H104V252L103 251H101V250H98V252H97V255L99 254V255H101L100 257H101V259H103V261L104 262H102L103 264L105 263V260L107 259V263L106 264H110V263H108V261L110 262V261H112L111 263L113 264V262H114V264H122V263H124V264H187V254L189 253H193L196 249H197V247H199V249H200V251H199V249L198 250H196L195 252H197V254H195L196 255V257L197 256H200V253H201V255H202V252H203V250L205 251L206 249H208L209 248V237H213L215 234H212V235H206L205 233H203V232H201V231H195L194 232V234H195V236L194 235H189V236H187V237H184V238H182L181 240H177L175 243H171V244H168L166 247H165V245L163 246V249H161L160 247H156L155 248V245L154 244H152L153 245V247H154V249H152V251L150 252V251H148L147 249H148V245H146V244H148V243H145V239H143V241H142V239H140L141 237H144V233L143 232H145L146 233V229H145V231H143L144 229V227L146 228L147 227V225L145 226V225H143V220L141 219V220H136V221H132V219H130V217L128 216V215H124L123 213H124V209H126L125 208V205H126V203H129V201H130V195H132V193L133 194H135V191H136V189H135V187H139L142 183H144V182H142V181H144L143 179H147V175L148 176H151L150 178H152V177H154V172L152 173V174H150V171H153L152 169L157 165V161H158V159H156L157 157H153L154 155L156 156V154L157 153H155L154 151H156L155 149H157V148H161V147H163L164 149H165V147L166 146H163V144L164 145H167V141L165 140V138H164V131L162 130V129H160L159 131H158V128L157 129H155V130H153V128L151 127ZM200 126V127H199ZM212 126H213V128H212ZM226 126V127H225ZM242 126V127H241ZM246 126V127H245ZM148 127H149V129H148ZM188 127H190L189 129H188ZM206 127V128H207ZM237 127H239V128H237ZM69 128V129H68ZM152 128V129H151ZM191 128H193V129H191ZM221 128H223V129H221ZM39 129V130H38ZM71 129H72V131H71ZM148 129V130H147ZM214 129V130H215ZM239 129V130H238ZM257 129V130H256ZM27 130H29V133L27 132ZM85 130V131H84ZM141 130H142V133H140L141 132ZM204 131V133L205 134H208L209 135V137H207V135H205L204 133H203V131ZM234 130V131H233ZM247 130V131H246ZM24 131V132H23ZM54 131H56L57 133H55ZM63 131V132H62ZM67 132V133H64V132ZM77 131V132H76ZM138 131H139V133H138ZM143 131H144V133H143ZM145 131H151L150 133L148 132H146L147 133V135L149 134H153L154 135V132L156 131V132H159V133H156L155 132V135L153 136V135H150V137H149V135L147 136L146 135V133H145ZM153 131V132H152ZM232 131V132H231ZM250 131V132H249ZM26 132V133H25ZM71 132V135L69 134ZM75 132H76V134H75ZM84 132L87 134V135H85L84 134ZM163 132V133H162ZM191 132V133H190ZM58 133H59V135L60 136H58ZM73 133V134H72ZM77 133H78V135H79V137H77L78 135H77ZM137 133V134H136ZM161 133V134H160ZM192 133H196L195 135L196 136H194L193 135V137H194V140H192L193 139V137H192ZM241 133V134H240ZM19 134H21V135H19ZM61 134H63V135H61ZM65 134H67V135H65ZM75 134V135H74ZM84 134V135H83ZM136 134V135H135ZM139 134V135H138ZM200 134H203V137L200 135ZM223 134H224V137H222L223 136ZM243 134V135H242ZM36 135V136H35ZM58 136L57 138H58V141H57V139H56V136ZM70 135V136H69ZM83 135V137H85V140L82 138L81 139V136ZM138 135V136H137ZM141 135H143V137H145L144 135H146V137H145V140H146V138H147V140L148 141H145L144 140V138H142L141 137ZM158 135V136H157ZM160 135H162V136H160ZM189 135V136H188ZM191 135V136H190ZM204 135H205V137H207V139L204 137ZM214 135H215V137H214ZM216 135L220 138H218V137H216ZM228 135H229V138H227L228 137ZM240 135V136H239ZM34 136H35V138L36 137H39V138H36V139H34ZM41 136V137H40ZM63 138H62V137ZM64 136H66L65 138H64ZM73 136H75V137H73ZM187 136V137H186ZM197 136H199V137H201V138H199V137H197ZM32 137H33V139L34 140H37L39 143H40V145H41V147L43 148H47V150H49L50 151V153H48V154H46L47 152H49V151H46V153H44V149L43 150H41L42 148L40 147V152H42V153H44V154H46V156L47 155H49V156H51V154L54 152V154H52V159H50L49 158V156H47V159H49V161L45 158L46 156H43L44 154H42V153H40V155H35L34 157V159L37 161V160H39V162L40 161H43L44 162V159H45V162H46V160H47V162L48 163H50V164H48L47 162H46V164H48V165H43V163L42 162H40V165L41 166H38L37 164H35L36 162H35V160L32 158V160H30L31 158L30 157H32L31 156V154L29 153V151L32 149V147H31V143L33 142V144L36 142V143H38L37 141H33V139H32ZM71 137V139H68V138H70ZM152 137V138H151ZM158 137H160L159 139H157ZM197 137V138H196ZM262 137V138H261ZM63 139L62 141H61V139ZM75 138L76 139H79L78 140V142L79 141H81L80 142V145H81V143H82V145H83V142L85 141V142H88V143H90V145H91V143H92V145L91 146H94L95 148H92L89 144H85V145H83V146H85V147H83V146H79L78 145V142L75 140ZM139 138H140V140H139ZM141 138L144 140V142H143V140H141ZM151 138V139H150ZM156 138V139H155ZM162 138L166 141V143L162 140ZM192 138V139H191ZM196 138V139H195ZM206 139L205 141H203L202 139ZM224 138V139H223ZM227 138V139H226ZM41 141H40V140ZM72 139L74 140V142H71V143H69L70 141H68V140H71L72 141ZM151 141H150V140ZM152 139H154L153 140V143H152ZM188 139H190V144H188L189 142H188ZM198 139V140H197ZM213 139V140H212ZM29 140H31V142L29 141ZM60 140V141H59ZM90 142H89V141ZM156 140H157V142L158 143H156V145H155V142H156ZM162 140V141H161ZM201 141L202 142V144L201 143H197L198 141ZM208 140V143L206 142ZM141 141V142H140ZM162 142V146L159 144V142ZM219 141H220V143H219ZM3 142V143H2ZM29 142H30V144H29ZM76 142V143H75ZM84 142V143H85ZM94 142V143H93ZM132 142V141H131ZM204 142H206L207 144H203ZM58 143V144H59ZM132 143V144H133ZM143 145H142V144ZM147 143V144H146ZM194 143V144H193ZM227 143L225 144L226 145V148H225V146H224V149H222L223 147H221V146H219V145H217V146H219V147H221V151H223V150H226L227 149ZM141 144V145H140ZM158 144H159V146L160 147H157L156 148V146H158ZM202 145V146H200V145ZM1 145H3V146H1ZM77 145L80 147V149H79V147H77ZM87 145V146H86ZM152 145L155 147V148H152ZM204 145H206L205 147H204ZM231 145V144H230ZM33 146V145H32ZM90 146V147H89ZM141 146V147H140ZM191 146V147H192ZM194 146L192 147L193 149H194ZM201 147V149H199L200 147ZM217 146H216V148H217ZM223 146V145H222ZM75 147H77V148H75ZM88 147V148H87ZM138 147H139V150H138ZM190 147V148H191ZM209 147L211 148L210 150H209ZM25 148V149H24ZM86 148H87V150H89V148H90V152L89 151H87L86 150ZM92 148V149H91ZM141 148V149H140ZM146 148V149H145ZM212 148H214L213 149V151H211L212 150ZM229 148V147H228ZM241 148H244V149H242V151H244L245 149L247 150V147L245 148L244 146L243 147H241ZM240 148V149H241ZM250 148L251 147H248V150H250ZM61 149H63L62 150V155L63 156H61V153H60V151H61ZM79 149V150H78ZM84 149V150H83ZM133 149V150H134ZM203 149V150H202ZM218 149H220V148H217V149H215L216 151L218 150ZM0 150V151H1ZM26 150V151H25ZM65 150L66 151H70V152H66V154H65ZM76 150V151H75ZM77 150H78V152L79 151H81V150H83V151H81V152H79V153H81V154H83V155H78V152H77ZM93 150H94V153L93 154H91L92 152H93ZM123 149L121 148V151H122ZM141 150V151H140ZM143 150H144V154H140L141 152L143 153ZM152 150H154V151H152ZM158 150H162V148L161 149H158ZM166 150V149H165ZM164 150V151H165ZM75 151V152H74ZM85 151H87L88 152V154H87V156H86V152ZM140 151V152H139ZM151 151H152V154H150L151 153ZM163 151V152H164ZM197 151H195V150H193L191 153H192V155H193V153H194V155L193 156H191V158H192V161L190 160V162H192L193 164H194V166L198 169V167L197 166H199L200 165V163H198L200 160L199 159H197ZM207 151V152H208ZM220 151V150H219ZM219 151H217V152H219ZM235 151V150H234ZM234 151L232 152V153H234ZM28 152V153H27ZM84 152V153H83ZM123 152V151H122ZM134 152V151H133ZM146 152V153H145ZM156 152H159V151H156ZM161 153H162V151H160ZM159 152V153H160ZM215 152V151H214ZM236 152V154H237V152H238V150H236L235 151ZM250 152V151H249ZM25 153H26V155H29L30 154V157L28 156H26V159H25V156L24 157H22L23 155H25ZM60 153V154H59ZM69 153V154H68ZM72 153V154H71ZM75 155H74V154ZM124 153V152H123ZM200 153V154H199ZM203 153V152H202ZM247 153V152H246ZM37 154V153H36ZM41 154H42V156H43V158H41L42 156H41ZM56 154V156H54ZM57 154H58V156H57ZM74 155V156H76V155H78L79 157H83V159H82V157L81 158H78V156H76V157H73V158H76V163H74V164H76L75 166L77 167V163H78V169L79 170H82V171H80V174H79V170H77V168H75V166H74V164H73V162H75L74 160H73V158H71V161H72V167L74 168H72L73 170H77V172H75V171H72L71 170V167L70 166H67V167H65L64 168V162H67V163H65V165H71V162L69 161V159H70V157H72V156H69L68 157V155ZM89 154H91V155H89ZM4 155V156H3ZM65 155V156H64ZM144 155V156H143ZM159 156L158 157H162V154H158ZM196 155V156H195ZM7 156V157H6ZM39 156H41V157H39ZM54 156V157H53ZM66 156H67V158H66ZM85 156V157H84ZM150 157V159H149V157ZM19 157H22V159L20 160L19 159ZM61 157H64L63 158V160H61V159H59V158H61ZM86 157H88V158H86ZM138 158V159H136V158ZM147 157V158H146ZM152 157V158H151ZM3 158V159H2ZM19 160H18V159ZM41 158V159H40ZM66 158V159H65ZM69 158V159H68ZM78 158V159H77ZM87 160V161H85V159ZM143 158V159H142ZM146 158V159H145ZM4 159H6V160H4ZM9 159V160H8ZM58 159H59V161H58ZM65 159V160H64ZM68 159V160H67ZM79 159H82L83 161H85V162H81ZM154 159H156L155 161H154ZM5 162H3V161ZM25 160V161H24ZM67 160V161H66ZM91 160H89V161H91ZM126 160V161H127ZM133 160V161H132ZM139 160H144L143 162H141L140 161V163H136L137 161H139ZM149 160H153L152 162L151 161H149ZM199 160V161H198ZM17 161V162H16ZM50 161H52V163L50 162ZM63 162V163H61V162ZM133 163H132V162ZM134 161H135V163H134ZM146 161V162H145ZM23 162H25V163H23ZM31 162V163H30ZM33 162H35V163H33ZM44 162V163H45ZM148 162V163H147ZM149 162H151L152 164H149ZM153 162H154V164H153ZM156 162V163H155ZM17 163H18V165H17ZM58 163H60V164H62V165H59V166H53V168H52V166L50 167V165H53V164H55V165H58ZM191 163V164H192ZM84 164H86V165H84ZM88 164H91V165H89L88 167H87V165ZM92 164H93V166H92ZM134 164V165H133ZM136 164H137V168H136ZM138 164H139V166H138ZM190 164V165H191ZM193 164H192V166H193ZM28 167H27V166ZM36 165V166H35ZM128 165V166H127ZM153 165V167H152V169H149V168H151V166ZM29 166H31V167H29ZM38 166V167H37ZM60 166H62V167H60ZM86 166V167H85ZM92 166V167H91ZM125 166V167H124ZM148 166H149V168H148ZM192 166H190V168H192ZM193 166V167H194ZM25 167H27V168H25ZM36 167H37V169H36ZM40 167V168H39ZM60 168V170H58L57 168ZM69 167V168H68ZM90 167H91V169H90ZM119 167V168H118ZM126 167H127V170L129 169V171H130V173H133L132 175L133 176H131L130 177V175L131 174H129V173H127L126 174V172L127 171H125L126 170ZM135 167V168H134ZM146 167V168H145ZM22 168V169H21ZM32 170H30V169ZM140 168V169H139ZM199 168H201L200 166H199ZM208 168V167H207ZM207 168H203V170L205 169H207ZM28 170V171H26V170ZM58 171H57V170ZM88 170L87 172H88V174L85 172L86 170ZM132 169L134 170V171H132ZM139 171H138V170ZM146 169V170H145ZM189 169V168H188ZM85 170V171H84ZM123 170V171H122ZM195 170L196 169H194V172H195ZM199 171H200V169H198ZM202 170V169H201ZM207 170H209V169H207ZM206 170V171H207ZM26 171V172H25ZM57 171V173H54V172H56ZM67 171H69V172H67ZM70 171H72L71 173H70ZM84 171V172H83ZM121 172L120 173V175H118L119 174V172ZM125 171V172H124ZM137 173H136V172ZM190 171H192L193 172V170H191L190 169ZM197 171V170H196ZM210 171V170H209ZM5 172V171H4ZM4 172H0V179L2 180V182H4V183H2V182H0L1 184H5L6 183V179L5 178H2V177H4L5 176V173ZM45 172V173H44ZM75 172V173H74ZM82 172V173H81ZM123 172V173H122ZM4 175H3V174ZM70 173V174H69ZM126 175H125V174ZM135 173H136V175H135ZM139 173L141 174L140 176H139ZM145 173H146V175H145ZM47 174V175H46ZM49 174V175H48ZM60 174V173H59ZM75 176V174L77 175V177L75 176V178L73 177V175ZM84 175V176H80V175ZM86 174V175H85ZM105 174V173H104ZM103 174V176H105V175H108V174H105L104 175ZM137 174H138V176H137ZM48 177V179H47V177ZM55 176L56 177V180H55V177L54 178H52V176ZM71 175H72V177L74 178H71ZM153 175V176H152ZM2 176V177H1ZM57 176H59V178H60V180L61 181H58L59 180V178L57 177ZM67 176L68 177H70L71 179H68L67 178ZM134 176H136V178L134 179L133 177ZM5 177H7V176H5ZM81 177V178H80ZM138 177H139V179H141L142 181H139V179H138ZM144 177V178H143ZM50 178H52V179H50ZM57 178H58V180H57ZM81 179L80 181L78 180V179ZM134 180H133V179ZM149 178V177H148ZM3 179H5L4 181H3ZM15 179H17V180H19V177L17 178H15ZM53 179H54V181H53ZM135 182L136 181V179H137V181L139 182V183H137V181L134 183L132 180ZM74 182H73V181ZM75 181H76V183H75ZM58 182V183H57ZM131 182H133V183H131ZM140 182H142V183H140ZM78 183H80V184H78ZM131 183V184H130ZM137 183V184H136ZM129 184V185H128ZM134 184V185H133ZM140 184V185H139ZM55 185V184H54ZM137 185V186H136ZM131 186H132V188H131ZM61 188V187H60ZM130 190H129V189ZM126 189V190H125ZM135 189V190H134ZM133 190V191H132ZM24 191L26 192V190H24V188H23V198H19L18 200L15 198L14 200L12 199L11 200V202L13 203V204H11V206H7L8 204L10 205V203H9V201L7 200H5L4 198H2L3 197V195H2V193H0V197H1V195H2V199H0V264H25L26 262V264H29L28 262L30 261V263H31V260L33 261L32 262V264L34 263H36V264H39V263H37V262H39L40 261V263L42 262V260H43V257H45V255H46V259L49 261H47L46 259H44V260H46L47 262H45L46 264H48V263H50V264H52V263H54V264H56V262L58 263V262H60V260H61V258L63 257V256H61V255H64V256H66L65 258L66 259H64V260H67V258H70L71 256L73 257L74 255L72 254V252H70L69 253V251H71V250H69V248L68 247H66V246H62V247H66V249H67V251L64 249V248H62V247H60V248H55V249H58V252H59V249H60V251L61 252H65L66 253V255L65 254H62L61 252H60V254L55 250V252L58 254V256L60 255V257L58 258V256H57V254L55 255V252H54V250L53 249H48V248H46L47 246L45 245L46 243H49L50 241L49 240H51L52 238H55V233H57V229H58V234H61L62 232H60V231H63L66 227H67V225H65V224H68L69 223V217L65 214V213H62V212H60V214H63L62 216L60 215V217L63 219L64 217V221L63 220H57L56 218H57V216H58V219L60 218L59 217V215H57V214H59V213H57V211H58V209H63V208H61V207H64L63 206V204L62 205H60L59 207H58V209H57V211L55 212V208L58 206V204H56L57 206L55 207V206H53V211L51 210H49V212L47 211V212H43L42 214L45 216V214L47 213V214H49V215H46V216H50V219H48V217H45V219H46V221L48 222V224L51 226V227H53L52 229L51 228H49L48 229V227L46 228V226H47V222L45 221V219H44V216H43V218H42V215H36L38 218L40 217L41 219H44V224L46 223V226L43 224V222L41 221V219L39 218V221H38V219L35 217V213L34 214H32L31 213V208H34V205H33V207H31L30 208V205L32 204V201H30L31 202V204L29 205V203H26L27 201V199H28V192H26L25 194H24ZM129 191H130V193H129ZM29 192H31V191H29ZM33 192H31L30 194L33 196V198H36L37 197V195L35 194H32ZM27 194V195H26ZM130 194V195H129ZM129 195V196H128ZM253 195L255 196L254 197V199H257V200H259V201H261V200H263L264 199V184L263 185H257L256 186V188L254 189V193H253ZM24 196H26V197H24ZM31 196V197H32ZM36 196V197H35ZM133 196V195H132ZM129 198V201L127 200L128 198ZM26 198V199H25ZM30 199V198H29ZM3 200V201H2ZM5 200V201H4ZM17 200V201H16ZM31 200V199H30ZM1 201L2 202H5V203H8V204H6V205H4L5 203H3V206H4V208L7 210H3L4 208H3V206H2V203H1ZM16 201V204L14 205V202ZM48 202V200H45V202ZM50 202H51V199L49 200ZM23 202V203H22ZM29 202V201H28ZM50 202H49V205L46 203H43L42 205H48L49 206V208H50V206H52V205H50ZM53 202H57V200H55V201H53L52 200V203L51 204H53ZM125 202V203H124ZM25 203V204H24ZM60 204L62 203V202H59ZM20 205H23V208H25V209H23ZM29 205V206H28ZM54 205V204H53ZM124 205V206H123ZM2 206V207H1ZM6 206V207H5ZM32 206V205H31ZM50 208V209H51ZM120 208V207H119ZM9 209H11V212L9 211ZM30 211V212H29ZM123 211V212H122ZM8 212V213H7ZM9 212H10V217L7 215V214H9ZM56 214H55V213ZM64 212V211H63ZM125 212H127L126 210H125ZM6 213V214H5ZM24 213V214H23ZM37 213H41L40 211H37L36 212V214ZM129 213V212H128ZM127 213V214H128ZM11 214H12V217H11ZM25 216V214H26V216L25 217H23V215ZM52 214L54 215V218H52ZM126 214V213H125ZM130 214V213H129ZM3 215H4V217H5V215H6V219H1V218H3ZM121 215V216H120ZM35 217V218H33V217ZM56 216V217H55ZM123 216V217H122ZM128 216V217H127ZM8 217V218H7ZM13 217H15V218H17V219H21V217H22V221H27V223H28V220H30V222H32L33 224H31L30 222L28 223V225L29 224H31V225H33V229H32V233L29 231V233H27V231H26V233H24L23 235H25V234H29L28 236H30V237H28V238H32V236H33V238H34V236H35V234H36V236H35V239H33V241H32V239H30V242H31V244L32 243H34L33 244V246L31 245V244H29L28 245V243H30L28 240V238H27V235H25L24 237L26 238H24V237H22V235L21 236H19V234H17V232H20V231H18L16 228H15V226L14 225H12L13 224V222H14V220L12 219ZM68 219H67V218ZM124 217H127V219L126 218H124ZM14 218V219H15ZM33 218V219H32ZM60 218V219H61ZM10 219V220H9ZM17 219H15V220H17ZM24 219V220H23ZM28 219V220H27ZM31 219L33 220V221H31ZM56 219V220H55ZM124 219V220H123ZM4 220V221H3ZM7 220V221H6ZM49 220V221H48ZM68 220V221H67ZM127 220V221H126ZM23 222V223H25L24 224V227L26 228V227H29V226H27V223L26 222ZM34 221H36V222H34ZM42 223H41V222ZM51 221V222H50ZM125 221V222H124ZM130 222H134L133 224H130ZM138 222H139V225H137L138 224ZM34 223H35V225H34ZM40 223H41V225H40ZM50 223H52V224H50ZM125 223H127L128 224V226H127V224H125ZM142 223V224H141ZM137 225V227L139 226L140 228H137L136 227V225ZM37 225V226H36ZM64 225V226H63ZM132 225H134L133 227H131ZM141 225H142V231H140L139 232V230H141ZM55 226H57L56 227V229L54 228ZM103 226H105V227H103ZM13 227H14V229H13ZM39 227V228H38ZM65 227V228H64ZM102 227V228H101ZM116 227V228H115ZM61 228H62V230H61ZM64 228V229H63ZM100 228V229H99ZM112 228H113V235H111V233H112ZM48 229V230H47ZM54 229L56 230V231H54ZM99 229V230H98ZM102 229V230H101ZM134 229H137V230H135L134 231ZM139 229V230H138ZM263 229V230H262ZM36 230V231H35ZM47 230V231H46ZM52 230V231H51ZM50 231V236H49V233L47 234L48 235V238H50L51 237V235L53 234V231H54V236H52V238L51 239H47V235L45 234L46 232H49ZM261 231V232H260ZM36 232V233H35ZM52 232V233H51ZM138 232V233H137ZM40 233H41V239H43L42 240V243L44 242V240L45 241H49V242H46V243H43L44 245V248L45 249H48V250H46V252H44L45 251V249H44V251H43V249H41L40 248V245H41V247H42V244H41V242H39V241H41V239H39V235H40ZM45 234V235H43V234ZM140 233V234H139ZM142 233V234H141ZM31 234H32V236H31ZM34 234V235H33ZM39 234V235H38ZM139 234V235H138ZM259 234V235H258ZM13 235V236H12ZM16 235H17V237H16ZM43 235V236H42ZM117 235V236H116ZM205 235V236H204ZM263 235V236H262ZM46 236V237H45ZM57 236V235H56ZM114 236V237H113ZM206 236H209V237H206ZM15 237V238H14ZM44 237H45V239H44ZM100 237V238H99ZM111 237V238H110ZM194 237V238H193ZM211 237V238H212ZM18 238V239H17ZM22 238H24L26 241H22ZM156 241H154V242H157L158 240H162V238L161 239H159V238H155V237H153ZM196 238V239H195ZM208 238V239H207ZM19 239H21V242H19ZM23 239V240H24ZM28 239V240H27ZM108 239H109V241L112 239V240H114V241H112L111 240V242H110V244L108 245L107 243H109L108 242ZM165 239H169V237L167 238V237H164V239L162 240V241H165ZM261 239H262V242H261ZM15 240V241H14ZM18 240V241H17ZM38 240V242L40 243V245L38 246L37 244H36V241ZM117 240V241H116ZM119 240V241H118ZM120 240H123L125 243H124V245L123 244H119V243H121V241ZM209 240V241H208ZM254 242H255V244H256V246H262V245H264V226H262V228H259V230H258V232H256L255 234H254ZM28 241V242H27ZM105 243H104V242ZM168 241V240H167ZM206 241H208V242H206ZM19 242V244H17ZM27 242V243H26ZM113 242V243H112ZM118 242V243H117ZM179 242V243H178ZM181 242V243H180ZM187 244H186V243ZM198 243V245H196L197 243ZM15 243L17 244V245H19V247L17 246V245H15ZM115 243H116V247L115 246H113V245H115ZM196 243V244H195ZM207 243V244H206ZM259 243V244H258ZM37 245L38 246V248H40V250H42V252H44V254L42 255V252L40 251H38L37 253L38 254H40V255H42L38 260L39 261H34V253L33 254H31L33 251H30L31 250V248H30V250H29V248H28V246H32V248L34 247V245ZM104 244H106L105 246H104ZM118 244V245H117ZM177 244H178V246H177ZM189 244V245H188ZM191 244V245H190ZM205 244L206 245H208V247L207 248H205ZM23 245V246H22ZM35 245V246H36ZM144 245H146V246H144ZM175 245V246H174ZM183 245V246H182ZM188 245V246H187ZM193 245H195V246H193ZM37 246L35 247V248H37ZM108 246V247H107ZM122 246V247H121ZM169 246V247H168ZM182 246V247H181ZM189 246H190V249H193V250H191L190 251V249H188L189 248ZM197 246V247H196ZM15 247H18V249H17V251H16V248ZM20 247H23V249L22 248H20ZM100 247V248H99ZM104 247L106 248V249H104ZM110 247H112V248H110ZM114 247V248H113ZM119 247V248H118ZM126 247V248H125ZM188 247V248H187ZM193 247V248H192ZM196 247V248H195ZM204 247V248H203ZM15 248V249H14ZM19 248L20 249H22L23 251H20L19 250ZM159 250H158V249ZM182 248V249H181ZM64 249V251H62ZM71 249V248H70ZM121 249V250H120ZM125 249V250H124ZM157 249V250H156ZM189 251H188V250ZM112 250H114V251H112ZM122 250H124V251H122ZM155 250V251H154ZM165 250V251H164ZM15 251V252H14ZM20 253H19V252ZM48 251V252H47ZM111 251H112V254H111ZM162 251V252H161ZM202 251V252H201ZM18 252V253H17ZM23 252V253H22ZM25 252V253H24ZM116 252V253H115ZM118 252V253H117ZM122 252V253H121ZM125 252V253H124ZM135 252V253H134ZM147 252V253H146ZM158 252V253H157ZM194 252V253H195ZM47 253V254H46ZM50 253H52V254H50ZM109 253V255H110V257L109 258H107V254ZM150 253V254H149ZM151 253H155L154 255H151ZM204 253V252H203ZM22 254H24V255H22ZM28 254V255H27ZM48 254H49V256H48ZM69 254V255H68ZM113 254H114V256H113ZM119 254V255H118ZM125 254V255H124ZM130 254H132V255H130ZM135 254V255H134ZM158 254V255H157ZM199 254V255H198ZM20 255H21V257H20ZM98 255V256H99ZM105 255V256H104ZM117 255V256H116ZM23 256L25 257V262L23 261ZM27 256V257H26ZM69 256V257H68ZM128 256V257H127ZM153 257V260H155V262L154 261H151L152 260V257ZM29 257H31V258H29ZM71 257V258H72ZM106 259H105V258ZM112 257V258H111ZM41 258H42V260H41ZM57 258V259H56ZM71 258L70 259H68L67 261H69V263L68 264H73V262H72V260H73V258H72V260H71ZM118 258V259H117ZM121 260H120V259ZM126 258H129L128 260H129V262H128V260L126 259ZM137 258V259H136ZM155 258V259H154ZM22 259V260H21ZM52 260V261H50V260ZM55 259V260H54ZM81 259V258H80ZM105 259V260H104ZM124 259H126V260H124ZM58 260V261H57ZM124 260V261H123ZM134 260V261H133ZM62 261V260H61ZM120 261H121V263H120ZM123 261V262H122ZM24 262V263H23ZM62 262H65V261H62ZM62 262H60L59 264H63ZM70 262H72V263H70ZM43 263H44V261H43ZM44 263V264H45ZM42 264V263H41Z\"/></svg>", "mask_w": 264, "mask_h": 264}]
</instances>
